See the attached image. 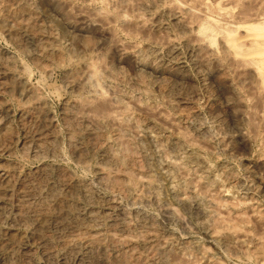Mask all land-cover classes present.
<instances>
[{
	"label": "rangeland",
	"instance_id": "rangeland-1",
	"mask_svg": "<svg viewBox=\"0 0 264 264\" xmlns=\"http://www.w3.org/2000/svg\"><path fill=\"white\" fill-rule=\"evenodd\" d=\"M25 1H27V2H25ZM66 1H67V7H69V9H66V10L67 11L69 10V13L66 11L67 14L65 12V13L61 14L62 17H60V15H57L56 12H54L52 10L50 11V9L43 7L42 4H40V2L38 0H0V19H1L0 20V244H1L0 245V264H3V263L4 264H27V263L28 264H103V257H102L103 254H101L102 252L100 250H98L97 248H94V246L91 247L90 245L86 244L83 240L78 241V243H75L72 246H67L64 243L65 239H66L65 236H67L69 234V229H67L66 227L58 228L61 225L59 223H57L56 219H54V216L56 213L54 210L48 209L47 211L46 210L44 212L42 211V212H40V213H42L40 215H38V213L35 212V210L37 208H39V207L41 208V207L45 206V203H46L45 200L46 201H49V200H66L68 203H71L70 207L72 208V211L75 212V214H73V215H75L74 219H76L77 221H79V219H80V222L82 220H87V218H89V215H91V213L94 216L99 214L98 217L96 216V219H97V222L99 223L98 227L101 230V232L103 233L106 231H110L109 228L111 227L112 228L111 232L114 231V233L117 237H121V238L129 241V244L125 245L124 246L125 248L123 247L124 252L129 253L131 247L135 248L137 255L142 260H144L147 264H161L162 261L164 263H168V264H183L184 261H187V262H185L186 264H204V263L205 264H226V263L227 264H259V263L264 264V254H263L264 253V222L262 223V221H264V217H263L264 216V189L262 188L261 183H260V181L264 182L263 181L264 180V171H258L256 169H254L250 164V161L254 160V158H257V154L259 155L260 158H264V144H263L264 127H262L264 124L261 125L262 123H264V93H261V92L255 93L253 87L246 84L245 82L244 83L242 82V79H241L242 75L239 72L240 71L239 68L237 66L235 67V66L231 65L230 63H228V65H227L228 60L226 59L227 60L226 61L222 55V52H220L221 47H220V42L218 39L215 40V43L212 46V49L214 52L211 51V49H210V51H206V48L204 46V40L202 39V36L197 35L194 30L187 31L184 29V31H183V28L180 27L181 26L180 22H185L188 26L191 24L190 26L193 27L196 24L202 22V20L198 17H197V19H195V18L191 19V16L188 12H187V14H186V12H181V11H179V13H177V14H173V13L169 12V10L171 9V6L170 7L168 6L169 5L168 0H164V1L163 0H156V1L155 0H146V1L145 0H134V1L130 0L128 2V9L131 8V5L134 6L135 4L137 5V4L144 3L147 5L146 9H142L138 6V8L140 10L137 8V10H134V12H133V11H130L131 9H129V10L127 9L128 13L126 12L129 15V17H131V15L133 13L134 14L140 13V15L147 14L146 16L141 17V20L144 21L143 24L146 27L145 31H144V32H146L145 34L143 31L140 33L131 32L130 28H128L127 26L125 28V26L122 25L126 29V30H124V28L121 25L120 26L117 25V24H121L119 19H117V18H119V15L117 14L119 11L116 9L119 6H116V5L113 6L111 0H108V2H106L107 0L106 1L102 0V2H100L101 0H94V1L93 0H91V1H88V0H85V1L84 0H82V1L81 0H65V2ZM98 1H99V3H98ZM224 1L229 2L231 0H224ZM38 2H39V4H38ZM105 2H106V4H104ZM148 2H150L151 4ZM153 2H155V3H153ZM242 2L239 3L240 5L239 4L237 5L239 7H237V6L234 7V12L237 13V15H239V13H240L241 16L245 17L244 13L247 15H248V13L250 15H253V14L255 15L257 13L256 15L260 16L259 13H261L264 17V14H263L264 2L262 4H258V1H256V0H242ZM92 3L94 4V6ZM160 3L162 4V7H161ZM166 3H168V4L166 5ZM241 3H242V5H241ZM28 4H30V5L28 6ZM228 5H229V3H228ZM243 5H244V7H246V9L248 8V6H249V8L247 10H245V9H243L244 8ZM83 6H85V9H83L84 8ZM229 6L233 7V4H231ZM87 7L92 8V9L93 8H99V10H100V8H102L100 10V16L99 17L97 16L98 18L96 17V19H100V18L101 19L102 18L108 19V17H110L109 22L111 20H113V22H114V23H112V21H111L109 23V25L112 26V28L110 27L112 30V34H116V35H113V38L115 40L119 38L118 39L120 41V42L118 41L119 43H121V42H122V44L125 43V44H123V46L124 45L127 46L125 48L126 49L128 48L127 50L129 52H132L133 54H135L137 57L142 59V61H147V62L150 61L152 63V65L155 63L153 66H155L159 70L162 68L161 70H168V72L172 71L171 72L172 76L168 77L170 79H166V77H165V79L167 81L165 79H163V81L165 83H167L164 85L163 88L166 90V88L169 87V89H167L166 91L164 90L163 93H159L160 95H158V93H156L155 88H154V90L152 89V86L151 87L146 86L147 88H143V87L141 88V86L139 87V85H141V84H139V82L141 81V77H140L141 75L135 76V74L131 70L128 63H122L124 66L121 65L123 68L121 66H119L121 69L115 65H111L109 67L110 64L108 65V63H107L109 61V55H108L109 50H108V48L101 50L102 52L101 51L90 52V54H88L87 57H84V56L82 57L83 54H81L78 50L76 52V55L77 56L80 55V56H78V57L75 56V58H72V60H69V61H67V60L66 61L65 60L59 61L58 60L60 63L57 62V59H55V58H59V56H58L59 52L63 56L67 57V55L71 51L70 49L73 47L72 36H71L70 32L66 29V27L63 23L65 20H63V19H66V21L70 20L73 16L74 12H77V11L81 12L83 14H86L85 13L86 11L84 12V10H87V12L89 10H91ZM110 7L113 9L112 11H111ZM164 7L166 9H164ZM167 7H169L170 9ZM157 8H158V10H157ZM70 9H71V11H70ZM106 9H110V11L107 10L108 11L107 12ZM118 9L120 10V8H118ZM153 9H155V10H153ZM250 9H252V10H250ZM72 10L74 12H72ZM75 10H77V11H75ZM79 10H81V11H79ZM103 10H105L106 12H104ZM152 10L157 11V13H161L160 19H158L157 22H154L153 20L148 18V14L152 13ZM238 10H239V12H238ZM259 10L262 12H260ZM250 11H251V13L252 12H255V13L251 14ZM116 14H117V16H116ZM164 14H165V16H164ZM262 15L260 17H262ZM162 16H164V17L162 18ZM176 18H178V20L180 18L181 21L179 20L180 21L179 23H175ZM3 20L5 21V23ZM15 20H16V22H15ZM28 20L30 23L28 22ZM184 20H186V21H184ZM220 21L223 22V20H220ZM32 22H34V23H32ZM116 22H118V23H116ZM148 22H149V25H148ZM195 22H196V24H195ZM28 23H29V25H28ZM5 24L8 25L10 28L12 27L11 33H9L7 31V29L4 27ZM47 24H48V27H47ZM146 24H147V26H146ZM177 24H179V25H177ZM193 24H195V25H193ZM14 25H15V27H14ZM177 27H178V29H177ZM35 28H36V30H35ZM121 28H122V30H121ZM176 30H177V32H176ZM147 31L149 33H152V34H149ZM163 32L166 35H164ZM179 32L181 34L182 33L183 34L181 35ZM131 33H132V35H131ZM133 33H134V35H133ZM156 34H157V36H156ZM151 35H152V37H154L153 38L154 40L150 37ZM155 36H156V38H155ZM158 37H160V40L158 39ZM163 38L166 41H164ZM193 39H195L197 42ZM92 41H94V40H92ZM152 41H154V42H152ZM44 42H46V43H44ZM173 42H175V43H173ZM189 42H191V43H189ZM194 45H195V47H194ZM53 46H54V52H53V48H52ZM133 46H134V48H132ZM198 46L200 47V50H199ZM203 46H204V48H203ZM218 46H219V48H217ZM143 47H146V48H143ZM136 48H138L139 50ZM155 48L157 50H155ZM49 49L52 51H50ZM149 49L150 50L152 49V50L150 51ZM194 49H195V52H194ZM197 49H198V51H197ZM137 50L139 53L136 52ZM148 50H149V52H148ZM43 51H44V53H42ZM134 51H135V53H134ZM141 51H144L146 53L141 52ZM175 51H176V53H175ZM203 51H205V52H203ZM56 52H58V53H56ZM96 52L99 54L97 55ZM147 52H148V54H147ZM172 52L174 55L176 54V56H173ZM200 52L202 54L203 53H205V54L202 55V54H200ZM143 53L146 54L147 56L143 55ZM193 53H195L196 56ZM209 53H211V54H209ZM55 54L57 55V57ZM94 54H95V56H94ZM139 54H140V56H139ZM209 55H211V56H209ZM92 56H93V59L95 58L98 61L92 60V58H91ZM99 56H102V57H99ZM203 56L205 58V62L201 63L199 59L202 58ZM156 57H157V59H156ZM196 57H197V60H195ZM216 57H217V59H216ZM143 58H144V60H143ZM193 58H194V60H193ZM221 58H223V61ZM160 59H161V61H160ZM214 59L218 60L221 63L215 62L216 60H214ZM157 60H159L160 62ZM212 61H214L215 63ZM99 62H101V63H99ZM157 62H158V64H157ZM198 62H200L203 65H201ZM38 63H40V64H38ZM89 63H91V64H95V63L97 64L98 63L97 65L99 67L100 66L101 67L102 66L107 67V69H108L107 73H109V74H111V76L112 75L113 76L111 77L108 74L110 77L107 76L106 80L103 79V83L105 84L106 82L108 83L110 81V84L112 87L114 86L113 84H115V86H118L117 88L119 89L120 92H118L117 88L115 89V87H113L107 93L110 94L111 92H113L111 90L114 89L116 92L114 91V93H111V94H115L117 96V93H118L119 96H117V97H119L120 101H122L120 103H122V104L127 103L128 105L133 104V103H137V104H139V106L140 105H142V106H145V105L151 106L152 105L151 110L155 109V110H153L154 112H158L161 110V113H163L162 115H164L163 116L164 118H166V119L168 118L167 120L175 122L176 126L178 123L177 128L180 130V132L184 133L183 130L186 128L185 134L188 135V137L190 138L191 141L190 142L189 141L188 142L183 141V147L187 146V147H190V148L192 147V148L196 149L197 151H199L200 154L202 153L201 155L209 163H211V165L215 164L214 165L215 175L217 174V175L221 176L218 183L217 182L213 183V182L208 181V179L202 178L204 174L202 173V171L198 170L197 165H195V163L188 164L190 167L187 166V168H190V169L188 170L186 168L185 172L173 170L174 172L172 171V172L167 173L165 171V169L161 168V164H160V162L162 161V158H163V156H162L163 154H161V152L163 153V150L159 149V148H155V146H153L145 138V136H143V133L141 131L139 132L137 129H133L134 131L131 130L133 132H131V131L126 132L124 137H123L125 140L124 142L126 143L125 144L126 146H129L132 143L131 141H133V143L131 144V147L129 146V148H131L132 152L134 150L132 155L134 156L135 161H133V163H131V165L129 166L130 171L129 170L128 171L132 172L133 174L135 173L134 175H136V173L138 175L139 174L138 172H140V171H141L140 173H142L144 175H150L151 174L150 176H152V174H154L152 177H154V179L156 178V180L158 181V184H159L158 192H159V196L161 197L160 202H158V203L154 202L155 204H153V201L148 199L149 197H146L148 195L147 193H144V195H142L143 197L141 199L140 198L139 199L134 198L133 195H131V194H125L122 192L120 193L117 190V187H116L117 184H115V182L110 181L107 178H104L103 181L100 180L98 177V173L95 170L98 165L99 166H101V165L105 166L104 164H107L108 166L107 167L105 166V168H108V167H110L109 169L115 168L114 171H116L118 169V168L116 169V167L114 165H112L110 162H108V160H106L107 151L109 149H114L116 147L115 145H113L111 143L112 136H110V135L113 134L111 132V130L113 129V127L111 125L112 123L109 121L107 122L106 119L103 120L102 117H99L97 115V113L95 112L96 108L94 109V111H92L94 105L95 106H101V104L103 105V103L101 102V98H99L100 97L99 94H95V93L91 94L90 93L91 96L89 97L90 94H87L84 92L83 94H85V95H83L82 91H80V92L78 91V93H76L77 90L72 88L73 87L72 85L78 79V78H76V76H78L77 74L81 71V68L84 67V64H89ZM103 63L105 64V66ZM213 63H214V65H213ZM44 64H45V66H44ZM169 64H171V65L169 66ZM205 64L207 66L210 65L209 68H207V66L204 67ZM217 65L220 68V72L222 73V71H223L222 74H224V75H222L221 73H219L220 75L216 74V76H213L215 78L214 79L211 75H209V73L212 71V69L214 70V68H212V67H215ZM201 66H203V67H201ZM115 67H118L119 69H117ZM167 67H169V68H167ZM231 67L233 69H231ZM198 68H200V69H198ZM221 68H223V69H221ZM122 69L124 71H122ZM117 70H119V71H117ZM68 71H69V73H68ZM116 72H117V76H116ZM234 72H236V73H234ZM237 72H239V74ZM120 74H121V80L119 78ZM13 75L16 77V79ZM127 75L130 77H127ZM178 76H180V77H178ZM17 78H21L22 81H24L25 87L22 90L23 92L19 90ZM71 78L72 79L74 78L76 80L74 81ZM109 78H111V79H109ZM117 78H119V79H117ZM132 78H134V79L132 80ZM174 78H177V79L174 80ZM155 79H156V77L152 78V80L155 81L154 84L156 85V83H157L156 86L158 87V83L160 82V79L157 78L156 79L157 81ZM71 81H73L74 83ZM121 81H122V83H121ZM163 81H162V83H164ZM68 82H69V84H68ZM135 82H136V84H135ZM141 83H142V81H141ZM237 83L238 84L240 83V84L238 85ZM116 84H118V85H116ZM218 85H220V86H218ZM119 87H122V88H119ZM16 88H18V89H16ZM149 88H151V89H149ZM217 88H219V89H217ZM247 88H250V89H247ZM143 90H145V91H143ZM247 90H249V91H247ZM140 91H143V92H140ZM147 91L149 94L150 93L153 94L152 98H150L148 96L149 94L147 93ZM220 91H222V92L220 93ZM33 92L35 94H32ZM127 92L130 95L127 94ZM171 92H172V94H170ZM237 92L239 94H237ZM248 92H250L252 94H250ZM19 93H20V95H19ZM79 94L81 96H78ZM219 94H221V95L223 94L222 96H225V95L226 96L222 97ZM92 95H94V96H92ZM242 95H244V96H242ZM255 95H257L256 98H255ZM25 96H26V98H25ZM155 96H156V99H155ZM220 96H221V98H220ZM37 97L40 100H38ZM85 97H86V99L87 98L91 99L92 103L94 105H92L90 101L87 103L85 101L86 100ZM241 97H242V99H241ZM29 98H30V100H29ZM31 98H33V99H31ZM78 98H80L81 101ZM133 98H134V100H133ZM136 98H138V99H136ZM170 98H172V100ZM95 99H96V101H98L99 103L101 102V103L99 104L98 102L95 101ZM127 99H129V100L131 99L132 103H130L131 101L128 102ZM182 99H184V100H182ZM233 99H235V101ZM254 99L256 101L258 100L260 102L259 103L255 102ZM23 100H25V101H23ZM28 100L30 102L33 100V103L32 102L28 103L29 102ZM34 100L36 101V103L34 102ZM144 100L146 102H144ZM240 100H241V102H240ZM39 101H41V103ZM124 101H127V102L124 103ZM219 101H221L220 104H219ZM229 101L232 104H230ZM94 102L98 103V104H95ZM174 102H176V103H174ZM235 102H237V103H235ZM253 102H255V103H253ZM75 103H77V105ZM169 103L170 104L172 103L173 105L172 104L170 105ZM222 103H225V104H222ZM30 104H32V105H30ZM78 104L80 106H78ZM89 104L93 107H91ZM155 104H157V105H155ZM239 104L240 105L242 104V105L240 106ZM87 105H88V107L89 106L91 107L90 108L91 110H89L88 112L86 111L87 108L85 109V107ZM153 105H154V107H153ZM183 105H185V106L183 107ZM191 105H193V107ZM83 106H84L85 110L83 109ZM249 106L251 109L250 114H252V115H250V116L248 115L249 117H247V115H244V114H246V113L249 114V112H248ZM77 107H79V108H77ZM81 107L83 110L81 109ZM185 107H187V108H185ZM247 107H248V109H247ZM183 108H184V110L182 111ZM72 109H75V111ZM78 109H80V110H78ZM167 109H168V111H167ZM186 110H187V112L193 111L196 114V116H191L192 118L189 117V115H186L187 114ZM221 110H223V111H221ZM226 110L229 112H226ZM76 111H77L78 115L75 113ZM83 111L86 112L87 114L84 113ZM215 111L217 113H215ZM220 111H221V113H220ZM88 113H90V114L88 115ZM94 113H96V114L94 115ZM213 113H215V114H213ZM69 114H71V115L69 116ZM79 115H80V117H79ZM184 115L186 116V118ZM224 115H225V118H224ZM85 116L87 118H85ZM94 116H96V117L92 118ZM135 116H137V119L139 120V122H143L144 119L146 118L145 114L142 112H139V111L135 112ZM169 116L172 118V120ZM172 116L174 117V120H173ZM176 116H177V118H176ZM178 117H181V118H178ZM244 117H246V118H244ZM63 118H64V121H63ZM89 118L95 119L97 124L99 123L102 126L100 125V128H98L99 124L97 125L92 119L90 120ZM193 118L195 120H199L200 122L195 121V120H191ZM220 119L221 120L223 119L222 123H221ZM234 119H236V120H234ZM85 121H86V123H85ZM218 121H219V123H218ZM79 122H81V124ZM87 122H89V124ZM68 123L71 124L70 125L71 127H69ZM196 123H199V124H196ZM219 125H220V127H217ZM95 126H97V130L95 129ZM233 126H238L241 130H245V131H242L243 133H245V139H246L245 144L244 143H237L236 141L230 140V138L232 137V134H235V132L232 130ZM249 126H251V129L254 128V130L253 129L251 130L250 128H248ZM72 127L74 128V130ZM108 127H109V129H108ZM181 127L184 129L181 130ZM82 128H84V129H82ZM262 128H263V130H262ZM68 129L71 131H69ZM85 129H86V131H85ZM160 129L157 130L158 136L160 138H163L164 136H172V134H174L173 133L174 130L169 128V127L166 128L165 130L161 129V131H160ZM217 129H218V131H217ZM75 130H76V132H74ZM91 130H92V133H91ZM93 131H95V133H93ZM227 131H229V132H227ZM251 131H253L255 133V135L253 134L254 136H251V134H252ZM89 132L93 136L89 135L90 134ZM105 132H107V135H105L106 134ZM218 132H219V134H218ZM45 133H46V135H45ZM86 133H87V135H86ZM133 133L135 135H133ZM198 133H199V135L197 137ZM225 133H228V134H225ZM193 134H195L196 137ZM70 135H72V136L70 137ZM88 135H89V137H88ZM137 135L140 137H138ZM192 135L195 138L192 137ZM248 135H249V137H248ZM75 136L77 137V139ZM94 136H96V137H94ZM222 136L223 137L226 136L225 137L226 139L223 138ZM91 137H93V138H91ZM203 137H204V140L202 142ZM220 137L227 140V141L222 142V139ZM47 138H49V139H47ZM86 138H89V139H86ZM191 138H193V139H191ZM198 139H200V140H198ZM44 140H46V142ZM49 140H50V143H49ZM53 140H54V142H53ZM96 140H98V141H96ZM192 140L194 142H192ZM195 140H196V142H195ZM205 141H207V142H205ZM40 142H41V144H40ZM97 142H98V144H97ZM127 142H128V144L129 143L130 144L128 145ZM199 142H202V143H199ZM247 142H248V144H247ZM71 143L75 144L76 146H74ZM77 143H78V145H77ZM92 143L94 145L91 146ZM106 143H107V145H106ZM134 143L137 146L136 145L134 146ZM197 143H199V144H197ZM204 143H205V145L203 146L202 144H204ZM206 143L208 145L207 147H206ZM222 144L224 147L222 146ZM37 145L39 147H37ZM209 145H211L210 147L212 149L208 148ZM49 146H50V148H49ZM59 146H61V147H59ZM73 146H74V148H73ZM123 146H124V144H123ZM201 146H203V147H201ZM81 147H84V148H82V150H81L80 149ZM90 147H92L93 150ZM134 147H136V148H134ZM179 147H178V145L167 147L165 149V151L169 154L180 153L181 150L179 149ZM243 147H245V148L243 149ZM261 147H263V148H261ZM76 148L78 150H76ZM181 148H182V145H181ZM252 148H253V150H252ZM22 149H23V151H22ZM40 149H42L43 152H39ZM49 149H51V150H49ZM52 149H53V152H52ZM79 149H80V151H79ZM209 150H211V152H209ZM257 150H259V151H257ZM175 151H177V152H175ZM214 151H215V154H214ZM50 152H52V153H50ZM76 152L79 154H76ZM81 152H82V154H81ZM83 152L86 154H84ZM41 153H42V155H41ZM216 153L219 156H216ZM234 153H235V155H234ZM203 154H205V155H203ZM243 154H245V155H243ZM66 156H67V158H66ZM85 156H86V159H85ZM208 158H211V159H208ZM242 158L245 162L242 160ZM80 159H82L84 161L88 160L86 162V164L84 165L85 167L83 166V164L80 163V161H81ZM241 160L244 162L243 164H242ZM77 162H79V163H77ZM141 163L143 166L141 165ZM138 164L140 165V167L138 166ZM221 164H222V166H221ZM245 164H248V166H246ZM41 165H42V167H41ZM55 165H57V166H55ZM217 165L219 167H217ZM223 166L224 167L226 166L227 168L226 167L223 168ZM51 168H52V170H51ZM216 168H217V170H216ZM228 169L230 170L229 172H228ZM231 169L233 170L234 174H233ZM71 170H72V172H71ZM119 170H120V172H121V170L123 171V169L121 167H119ZM59 171L65 177L62 176ZM145 171H146V173H145ZM197 171H198V173H196ZM218 171H220V172H218ZM222 171H223V173H222ZM181 172L185 173L183 175H186V177L182 176ZM45 173H47L46 176H45ZM195 173H196V175H195ZM175 174H177V175H175ZM231 174H233V175H231ZM71 176H73V177H71ZM74 178H76V179L81 178L80 180H82L86 185L89 184L88 186L92 187V189L94 191L95 190L97 191V192L95 191L96 194H91V196L88 197L89 199H87L86 196H84L80 193V191H77L74 188L72 189V187H70V181ZM180 178H185L186 182H185L184 186L182 184L178 183ZM171 179H172V181H171ZM189 180H192V181L189 182ZM193 180L196 182V184H195V182H193ZM204 180H205V182H204ZM206 180H207V182H206ZM250 180H251V182H250ZM238 181H241L242 183L238 182ZM88 182H92V184L88 183ZM95 182L96 183L98 182V183L96 184ZM257 182H259V183H257ZM33 183H36V186ZM107 183H109V184H107ZM161 183H162V185H160ZM171 183H173V185ZM193 183H194V185H197V186H194V188H193ZM254 183H255V185H254ZM61 184H62V187H61ZM210 185H212V186L210 187ZM216 185H218L219 187ZM56 186H60V187H56ZM105 186H106V189H105ZM214 186H215V189H214ZM227 186H228V188H227ZM93 187H95V188H93ZM97 187H98V189H97ZM189 187H191L195 190H198L199 197L193 198L191 200V202H189L188 205L184 206L178 202V199H177V192L178 191L176 192L175 188H177V189L180 188L179 190H181V191L183 190L186 192V191H188ZM48 188L50 189V191L48 190ZM54 188L55 189L57 188V189L55 190ZM111 190L113 192L116 191V192H114L115 194ZM73 191H74V193H73ZM209 191H211V192H209ZM53 192H54V194H52V196L53 195L54 196L52 197L51 195H49V193L51 194ZM232 192H234V193H232ZM67 193L69 196L67 195ZM222 193H224V194H222ZM43 194H44V196H43ZM215 194L216 195L218 194L220 196V198L218 195L216 196ZM19 195H20V197H19ZM75 197H77V198H75ZM123 197H125V198H123ZM213 197L218 198V199H216V202H217V200L220 199V201H218V203H220V204H218L219 206L211 200V198H213ZM126 198H128V199H126ZM221 199H222V201H221ZM27 200H29L30 203ZM142 200L146 201V202H144V204H143ZM228 200H232V201L229 203ZM96 201H97V203H96ZM211 201L215 204V205L213 204L214 207H213ZM18 202H20L21 204H19ZM99 202H101V203H99ZM131 203H132V205H131ZM207 203L209 205H206ZM223 203H225V204L223 205ZM202 204H203V206H202ZM167 205L175 207L177 209V212H178L180 217L183 215L181 217V222L175 221V220H174V222L172 220H167L166 217L164 215H162L161 212H162L163 208H161V207H164ZM222 205H223V207H222ZM76 206L79 208H77ZM110 206H112V207H110ZM186 207H187V209H185ZM217 208H219V209H217ZM91 209H92V211H91ZM194 209H195V211H194ZM225 209L227 210L226 213H225ZM229 209H230V211H229ZM234 211H235V213H234ZM17 212H18V214H17ZM20 212H21V214H19ZM101 212L103 213V215ZM228 212H229V214H227ZM259 212H260V214H259ZM239 213L244 214V215L241 216ZM104 214H106V215H104ZM119 214H123V216L119 215ZM235 214H237V215H235ZM35 215H37V216H35ZM42 215L43 216L45 215L44 217H46V220H48V221L45 220L46 222L45 221L40 222V217ZM134 215L137 217L134 218ZM211 215H212V218L210 217ZM213 215H214V217H213ZM230 215H231V217H230ZM245 215H247V216H245ZM251 215L254 218H251L250 217ZM120 216L122 218H120ZM235 216H236V219H235ZM19 217H20V219L22 218L21 219L22 221L19 219ZM25 217H26V219H25ZM77 217H78V219H77ZM104 217H105V219H104ZM218 217H219V219L221 218V220H219ZM127 218H128V220H127ZM129 218L131 220H129ZM139 218H141V219H139ZM206 218L208 220L210 219V222ZM214 218H215L214 222L216 224H213ZM51 219H53V220H51ZM142 219L144 221H142ZM99 220L102 223L99 222ZM116 220H118V221L116 222ZM153 220H154V222H153ZM231 220H233V221H231ZM256 220H258V221H256ZM52 221H54V222H52ZM114 221H115V223H113ZM162 222L164 224H162ZM227 222L229 223V225L227 224ZM199 223H200V225H199ZM230 223L233 225H231ZM234 223H235V225H234ZM43 224L44 225L47 224V225L44 226ZM120 224H122L124 226V230H126V233L124 232L125 234L121 233L117 230V226ZM136 224H138V225H136ZM140 224H141V226H140ZM212 224H213V226H211ZM114 225H116V226H114ZM214 225H216V226H214ZM260 225H262V226L260 227ZM38 226H39V228H38ZM206 226H207V228H205ZM234 226H235V228H234ZM42 227H44V228H42ZM113 227H115V228H113ZM230 227H232V228H230ZM138 228H140V229H138ZM211 228H213L214 230L213 229L211 230ZM217 228H219V229H217ZM148 229L151 231H149ZM46 232H48L49 234ZM132 232L134 234L136 233V235H134ZM238 232H239V234H238ZM240 232L242 233L243 236L241 235ZM256 232H257V234H256ZM148 233H149V235H148ZM35 234H36V236H35ZM172 234H174L176 236V238H172ZM120 235H123V236H120ZM129 235H131V236L129 237ZM150 235H152V236H150ZM210 235L215 237L216 240H214L213 237H211ZM221 236H226L227 238L229 237L230 240H233L232 241L233 243L229 242V243H227V245L222 244L221 241L218 240V238ZM10 237H11V239H10ZM163 237L165 239H167V238L171 239L172 238V242H171L172 244L166 246L167 252H166V255L164 254L166 257L164 256L165 259L163 258V260H162V258H161L163 256L162 254L161 255L157 254L155 256L152 255V253H153L152 248L155 245L157 246L162 240H165ZM57 238H59V239H57ZM239 238L244 239V243H243L242 248H236V244H235L236 241L235 240H237V239L239 240ZM36 239H37V241H36ZM259 239H261V240H259ZM185 240L187 243H185ZM247 240H249V241H247ZM12 242H14V244H12ZM217 242H219V243H217ZM257 242H258V244H257ZM155 243H157V244H155ZM203 245H204V247H203ZM222 245L225 248L222 247ZM215 246H217V247H215ZM232 246H234L235 248ZM60 247L62 249L59 250ZM231 247H232V249L230 250ZM149 248H150V250H149ZM18 249H20L21 251ZM44 249H46V250H44ZM73 249H74V251H73ZM77 249H79V250H77ZM139 249H141V250H139ZM200 249L202 252L200 251ZM233 249H234V251H233ZM90 250H91V252H90ZM241 250H243L244 252ZM171 251H173V252H171ZM248 251H250L249 255H247V253H246ZM256 251H257V253H256ZM20 252H23V253L21 254ZM45 252L48 253V254H46L47 257L45 255ZM97 252H98V254H97ZM232 252H234V253H232ZM253 252H255V253H253ZM71 253H73V254H71ZM106 253H107V255H106ZM106 253H105V255L108 256L109 263H105V264H110V263L116 264V262H119L120 257H118L117 259H114V253L113 252H111L109 250V251H106ZM120 253H122V251L117 252L116 255H119ZM169 253L170 254L172 253L171 254V258L173 257L172 259L170 258ZM67 254H70V255L67 256ZM143 254H145V255H143ZM180 254H181V256H183V258L180 256ZM8 255H10V257ZM49 255H52V256H49ZM100 255H102V256H100ZM111 255H113V256H111ZM4 256H7V257L5 258ZM252 256H255V257H252ZM51 258L54 260H52ZM72 258H73V260H72ZM180 258H182V261L180 260ZM100 259H101V261H100ZM7 261L10 263H8ZM120 261H122V260H120ZM14 262H17V263H14ZM99 262H101V263H99Z\"/></svg>",
	"mask_w": 264,
	"mask_h": 264
},
{
	"label": "bare ground",
	"instance_id": "bare-ground-1",
	"mask_svg": "<svg viewBox=\"0 0 264 264\" xmlns=\"http://www.w3.org/2000/svg\"><path fill=\"white\" fill-rule=\"evenodd\" d=\"M39 2H40V4H42V6L43 7H46V8H48V9H50V11L52 10V11H54V12H56L57 13V15H60V17H62L61 16V14H63V13H65L67 10L66 9H69V7H67V1L65 2V0H38ZM82 1V0H81ZM80 1V2H81ZM85 1V0H84ZM88 1H91V0H88ZM94 1V0H93ZM106 1V0H105ZM112 1V4H113V6L114 5H116V6H119V7H117V9L116 10H118L119 12L117 13L118 15H119V18H117V19H119V21H120V23L121 24H117V25H124L125 26V28H126V26L128 27V28H130V31L131 32H135V33H140V32H144L145 31V25L143 24L144 23V21H142L141 20V17L143 16H146L147 14H144V15H140V13H137V14H132L131 15V17H129V15L127 14L128 12H127V9H128V2L130 1V0H111ZM134 1V0H133ZM146 1V0H145ZM156 1V0H155ZM164 1V0H163ZM256 1H258V4H262L263 2H264V0H256ZM7 2V1H6ZM25 2H27V1H25ZM39 2H38V4H39ZM70 2V1H69ZM78 2V1H77ZM100 2H102V0L100 1ZM106 2H108V0L106 1ZM106 2L104 3V4H106ZM161 2V1H160ZM240 2H242V0H231V1H229V2H226V1H224V0H168V3H169V7L171 6V9L169 8V7H167V8H169L170 10H169V12H171V13H173V14H177V13H179V11H181V12H186V14H187V12L190 14V16H191V19H197V17L198 18H200L201 20H202V22H200V23H198V24H196V22H195V24H193V25H195V26H188L185 22H180L181 20H180V18H179V20H178V18H176L175 20H176V22L175 23H179L180 22V27L181 28H183V31H184V29L185 30H187V31H192V30H194L195 32H196V34L197 35H200V36H202V39L204 40V46H205V48H206V51H210V49H211V51H213V49H212V46H213V44L215 43V40L216 39H218L219 40V42H220V47H221V50H220V52H222V55H223V57L225 58V60L227 59L228 60V62H227V65H228V63H230L231 65H233V66H237L238 68H239V72H240V74L242 75V77H241V79H242V82L244 83H246V84H248V85H250L251 87H253L254 88V91H255V93H264V17H263V15L261 14V13H259L260 14V16L262 15V17H260V16H258V15H250L249 13H248V15L247 14H245L244 13V15H245V17H243V16H241L240 15V13H239V15H237V13H235L234 12V7L235 6H237ZM98 3H99V1H98ZM148 3H150V2H148ZM153 3H155V2H153ZM168 3H166V5L168 4ZM228 3H229V5H231V4H233V7H231V6H229L228 5ZM231 3V4H230ZM243 3V2H242ZM242 3H241V5H242ZM70 4V3H69ZM68 4V5H69ZM93 4V3H92ZM151 4V3H150ZM161 4V3H160ZM159 4V5H160ZM247 4V3H246ZM14 5V4H13ZM30 4H28V6H29ZM71 5V4H70ZM74 5V4H73ZM100 5V4H99ZM136 5V4H135ZM133 6V5H131V8H129V9H131L130 11H133L134 12V10H137V8H138V6L140 7V8H142V9H146L147 8V5L146 4H144V3H141V4H137L136 6ZM158 5V6H159ZM240 5V4H239ZM27 6V7H28ZM34 6V5H33ZM78 6V5H77ZM86 6V5H85ZM85 6H83L84 8L83 9H85ZM93 6H94V4H93ZM97 6V5H96ZM102 6V5H101ZM104 6V5H103ZM256 6V5H255ZM263 6V5H262ZM72 7V6H71ZM81 7V6H80ZM98 7V6H97ZM100 7V6H99ZM105 7V6H104ZM109 7V6H108ZM161 7H162V4H161ZM237 7H239V6H237ZM243 7H244V5H243ZM252 7V6H251ZM17 8V7H16ZM87 8H89V7H87ZM111 8V7H110ZM118 8H120V10L118 9ZM248 8H249V6H248ZM247 8V9H248ZM253 8V7H252ZM73 9V8H72ZM76 9V8H75ZM79 9V8H78ZM81 9V8H80ZM89 9H91V10H89L88 12H87V10H84V12L86 13V14H83V13H81V12H78L77 10H75V11H77V12H74L73 10H72V12H74V14H73V16H72V18L70 19V20H67L66 21V19H63V20H65L63 23H64V25H65V27H66V29L70 32V34H71V36H72V45H73V47L70 49L71 51H70V53L67 55V57H65V56H63L62 54H60V52L58 53V52H56V53H58V56H59V58H55V59H57V62H59V61H69V60H72V58H75V56H77L76 55V52L79 50V52L81 53V54H83L82 55V57L84 56V57H87V55L88 54H90V52H93V51H101V50H104V49H107L108 48V50H109V61L107 62L108 63V65H109V67L111 66V65H115V66H121V65H123L122 63H128L129 64V66H130V68H131V70L133 71V73L135 74V76H140L141 77V81H142V83H141V81L139 82V84H141V85H139V87L141 86V88L143 87V88H147L146 86H148V87H151L152 86V89L154 90V88H155V90H156V93H158V95H160L159 93H163L164 92V85L165 84H167V83H165L164 81H163V79H165V77H166V79H170V78H168L169 76L171 77L172 76V71L171 72H168V70H159V69H157L155 66H153L152 65V63L149 61V62H147V61H142V59H140L139 57H137L135 54H133L132 52H129L125 47H127V46H123V44H125V43H123L122 44V42L121 43H119L120 41L118 40V39H114L113 38V35H116V34H112V30H111V28H112V26H110L109 25V23L112 21V23H114L113 22V20H111L110 22H109V18L110 17H108V19H96V17L98 16H100V10L102 9V8H100V10H99V8H89ZM128 9V10H129ZM139 9V8H138ZM141 9V10H142ZM164 9H166L165 7H164ZM239 9V8H238ZM241 9V8H240ZM243 9H245V10H247L246 9V7H244ZM263 9V8H262ZM107 10H109L110 11V9H106V11ZM113 9L111 8V11H112ZM115 10V11H116ZM140 10V9H139ZM153 10H155V9H153ZM152 10V13H149L148 14V18H150L151 20H153L154 22H157V20L158 19H160V14L161 13H157V11H153ZM157 10H158V8H157ZM250 10H252V9H250ZM8 11V10H7ZM11 11V10H10ZM28 11V10H27ZM70 11H71V9H70ZM79 11H81V10H79ZM104 12H106L105 10H103ZM149 11V10H148ZM243 11V10H242ZM256 11V10H255ZM260 11V10H259ZM264 11V10H263ZM6 12V11H5ZM68 13H69V10L67 11ZM67 12H66V14H67ZM103 12V13H104ZM108 12V11H107ZM127 12V13H126ZM143 12V11H142ZM180 12V13H181ZM238 12H239V10H238ZM241 12V11H240ZM249 12V11H248ZM260 12H262V11H260ZM10 13V12H9ZM114 13V12H113ZM250 13H251V11H250ZM252 13H255V12H252ZM251 13V14H252ZM29 14V13H28ZM31 14V13H30ZM36 14V13H35ZM72 14V13H71ZM112 14V13H111ZM117 14H116V16H117ZM130 14V13H129ZM242 14V13H241ZM263 14H264V12H263ZM11 15V14H10ZM17 15V14H16ZM114 15V14H113ZM25 16V15H24ZM110 16V15H109ZM112 16V15H111ZM164 16H165V14H164ZM164 16H162V18L164 17ZM179 16V15H178ZM186 16V15H185ZM247 16V17H246ZM27 17V16H26ZM69 17V16H68ZM97 17V18H98ZM115 17V16H114ZM168 17V16H167ZM14 18V17H13ZM182 18V17H181ZM185 18V17H184ZM189 18V17H188ZM23 19V18H22ZM149 19V20H150ZM187 19V18H186ZM1 20V19H0ZM14 20V19H13ZM62 20V21H63ZM174 20V19H173ZM172 20V21H173ZM220 20H223V22H221ZM4 21V20H3ZM22 21V20H21ZM115 21V20H114ZM118 21V22H119ZM184 21H186V20H184ZM188 21V20H187ZM195 21V20H194ZM15 22H16V20H15ZM28 22H29V20H28ZM42 22V21H41ZM118 22H116V23H118ZM165 22V21H164ZM3 23V22H2ZM4 23H5V21H4ZM3 23V24H4ZM30 23V22H29ZM29 23H28V25H29ZM32 23H34V22H32ZM47 23V22H46ZM173 23V22H172ZM189 23V22H188ZM192 23V22H191ZM159 24V23H158ZM11 25V24H10ZM31 25V24H30ZM114 25V24H113ZM148 25H149V22H148ZM169 25V24H168ZM177 25H179V24H177ZM118 26V27H119ZM146 26H147V24H146ZM6 29H7V31L9 32V33H11V31H12V27L10 28L8 25H6L5 24V26H4ZM14 27H15V25H14ZM31 27V26H30ZM36 27V26H35ZM46 27V26H45ZM47 27H48V24H47ZM111 27V28H110ZM123 27V26H122ZM150 27V26H149ZM124 28V27H123ZM124 28V30H126ZM155 28V27H154ZM153 28V29H154ZM174 28V27H173ZM33 29V28H32ZM149 29V28H148ZM156 29V28H155ZM169 29V28H168ZM177 29H178V27H177ZM35 30H36V28H35ZM121 30H122V28H121ZM129 30V29H128ZM180 30V29H179ZM178 30V31H179ZM48 31V30H47ZM54 31V30H53ZM157 31V30H156ZM182 31V32H183ZM23 32V31H22ZM126 32V31H125ZM148 32V31H147ZM152 32V31H151ZM176 32H177V30H176ZM186 32V31H185ZM35 33V32H34ZM124 33V32H123ZM146 32H144V34H145ZM149 33V32H148ZM158 33V32H157ZM180 33V32H179ZM121 34V33H120ZM149 34H152V33H149ZM163 34L164 35H166L164 32H163ZM173 34V33H172ZM178 34V33H177ZM181 34V33H180ZM183 34V33H182ZM181 34V35H182ZM18 35V34H17ZM29 35V34H28ZM131 35H132V33H131ZM133 35H134V33H133ZM141 35V34H140ZM159 35V34H158ZM179 35V34H178ZM62 36V35H61ZM137 36V35H136ZM142 36V35H141ZM156 36H157V34H156ZM156 36H155V38H156ZM160 36V35H159ZM189 36V35H188ZM192 36V35H191ZM20 37V36H19ZM24 37V36H23ZM58 37V36H57ZM143 37V36H142ZM145 37V36H144ZM152 39L154 38V37H152V35L150 36ZM179 37V36H178ZM181 37V36H180ZM195 37V36H194ZM38 38V37H37ZM191 38V37H190ZM19 39V38H18ZM71 39V38H70ZM158 39L160 40V37H158ZM164 39V38H163ZM188 39V38H187ZM199 39V38H198ZM92 40H94V41H92ZM124 40V39H123ZM145 40V39H144ZM154 40V39H153ZM158 40V41H159ZM175 40V39H174ZM193 40H195V39H193ZM40 41V40H39ZM51 41V40H50ZM60 41V40H59ZM119 41V42H118ZM164 41H166L165 39H164ZM163 41V42H164ZM188 41V40H187ZM196 41V40H195ZM201 41V40H200ZM19 42V41H18ZM22 42V41H21ZM53 42V41H52ZM55 42V41H54ZM133 42V41H132ZM139 42V41H138ZM152 42H154V41H152ZM197 42V41H196ZM29 43V42H28ZM44 43H46V42H44ZM135 43V42H134ZM165 43V42H164ZM173 43H175V42H173ZM189 43H191V42H189ZM43 44V43H42ZM68 44V43H67ZM122 44V45H121ZM168 44V43H167ZM199 44V43H198ZM202 44V43H201ZM127 45V44H126ZM170 45V44H169ZM186 45V44H185ZM18 46V45H17ZM29 46V45H28ZM57 46V45H56ZM131 46V45H130ZM174 46V45H173ZM204 46H203V48H204ZM19 47V46H18ZM23 47V46H22ZM38 47V46H37ZM40 47V46H39ZM149 47V46H148ZM171 47V46H170ZM192 47V46H191ZM194 47H195V45H194ZM197 47V46H196ZM29 48V47H28ZM51 48V47H50ZM53 48V52H54V46L52 47ZM57 48V47H56ZM68 48V47H67ZM132 48H134V46L132 47ZM143 48H146V47H143ZM174 48V47H173ZM198 48H199V50H200V47L198 46ZM217 48H219V46L217 47ZM131 49V48H130ZM136 49H138V48H136ZM50 50V49H49ZM60 50V49H59ZM139 50V49H138ZM138 50L136 51V52H138ZM150 50V49H149ZM149 50H148V52H149ZM152 50V49H151ZM150 50V51H151ZM155 50H157L156 48H155ZM172 50V49H171ZM46 51V50H45ZM48 51V50H47ZM50 51H52V50H50ZM58 51V50H57ZM107 51V50H106ZM147 51V50H146ZM190 51V50H189ZM197 51H198V49H197ZM196 51V52H197ZM219 51V50H218ZM49 52V51H48ZM78 52V53H79ZM96 52V53H97ZM102 52V51H101ZM100 52V53H101ZM141 52H144V51H141ZM148 52H147V54H148ZM166 52V51H165ZM174 52V51H173ZM173 52H172V54H173ZM194 52H195V49H194ZM203 52H205V51H203ZM214 52V51H213ZM42 53H44V51L42 52ZM47 53V52H46ZM77 53V54H78ZM104 53V52H103ZM134 53H135V51H134ZM139 53V52H138ZM144 53H146V52H144ZM143 53V55H145V56H147L146 54H144ZM175 53H176V51H175ZM3 54V53H2ZM17 54V53H16ZM30 54V53H29ZM60 54V55H59ZM99 53H97V55H98ZM107 54V53H106ZM169 54V53H168ZM193 54H195V53H193ZM200 54H202L201 52H200ZM205 53H203L202 55H204ZM209 54H211V53H209ZM46 55V54H45ZM56 55V54H55ZM152 55V54H151ZM215 55V54H214ZM78 56H80V55H78ZM77 56V57H78ZM94 56H95V54H94ZM139 56H140V54H139ZM161 56V55H160ZM170 56V55H169ZM173 56H176V54L174 55L173 54ZM178 56V55H177ZM195 56H196V54H195ZM198 56V55H197ZM209 56H211V55H209ZM49 57V56H48ZM56 57H57V55H56ZM98 57V56H97ZM99 57H102V56H99ZM142 57V56H141ZM154 57V56H153ZM206 57V56H205ZM213 57V56H212ZM211 57V58H212ZM81 58V57H80ZM92 58V60H95V61H98V60H96L95 58L93 59V56L91 57ZM104 58V57H103ZM102 58V59H103ZM145 58V57H144ZM144 58H143V60H144ZM151 58V57H150ZM160 58V57H159ZM176 58V57H175ZM199 58V57H198ZM214 58V57H213ZM219 58V57H218ZM12 59V58H11ZM98 59V58H97ZM100 59V58H99ZM156 59H157V57H156ZM155 59V60H156ZM173 59V58H172ZM180 59V58H179ZM216 59H217V57H216ZM216 59H214V60H216ZM222 59V61H223V58H221ZM10 60V59H9ZM32 60V59H31ZM59 60V61H58ZM154 60V61H155ZM193 60H194V58H193ZM195 60H197V57H196V59ZM200 60V62L201 63H204L205 62V58H204V56L202 57V58H200L199 59ZM198 60V61H199ZM212 60V59H211ZM220 60V59H219ZM226 60V61H227ZM103 61V60H102ZM152 61V60H151ZM153 61V62H154ZM157 61H159V60H157ZM160 61H161V59H160ZM159 61V62H160ZM5 62V61H4ZM15 62V61H14ZM40 62V61H39ZM43 62V61H42ZM41 62V63H42ZM169 62V61H168ZM200 62H198V63H200ZM207 62V61H206ZM210 62V61H209ZM208 62V63H209ZM212 62H214V61H212ZM215 62H217V63H221V62H219L218 60H216ZM214 62V63H215ZM45 63V62H44ZM51 63V62H50ZM60 63V62H59ZM64 63V62H63ZM92 63V62H91ZM91 63H89V64H84V67H82L81 68V71L77 74L78 76H76V78H78L77 80L76 79H72V80H76L75 81V83L73 82V81H71V82H73L74 84L71 86L72 88H74V89H76L77 91H76V93H78V91L80 92V91H82V94L85 92V93H87V94H99L100 95V97L99 98H101V102L103 103V105L101 104V106H95L93 103H92V100L91 99H89V98H87L86 99V97H85V101L88 103L89 101L91 102V104L92 105H94V107L93 106H91L90 104V106L91 107H93V109H92V111H94V109H95V112L97 113V115L99 116V117H102V119L104 120V119H106L107 120V122L109 121V122H111L112 124V127H113V129L111 130V132L113 133L112 135H110V136H112V139H111V143L113 144V145H115L116 147L114 148V149H109L108 151H107V154H106V160H108V162H110L112 165H114L115 167H116V171H114V169H109L110 167H108V168H105V166L107 167L108 165L107 164H104L105 166H102L101 164V166H97V168L95 169L96 171H97V173H98V177H99V179L100 180H102L103 181V179L104 178H107L108 180H110V181H113V182H115V184H117V190H118V192H122V193H125V194H131V195H133V197L134 198H142L143 196L142 195H144V193H147L148 195L146 196V197H149L148 199H150L151 201H153V204H155L154 202H156V203H158V202H160V196H159V192H158V187H159V184H158V181L156 180V178L154 179V177H152L154 174H152V176H150V175H144V174H142V173H140V172H138L139 174L137 175V173H136V175H134L132 172H129L130 170H129V166L131 165V163H133V161H135V159H134V156L132 155V153L134 152V150H133V152H132V150H131V148H129V146L131 147V144L133 143V141H131L132 143L129 145L128 144V142H127V144L129 145V146H126L125 144V140H124V135H125V133L126 132H128V131H131V130H133V129H137L139 132L141 131L142 133H143V136H145V138L153 145V146H155V148H159V149H162L163 150V153L161 152V154H163L162 156H163V158H162V161L160 162V164H161V168H163V169H165V171L167 172V173H169V172H172L173 170H175V171H182V172H185L186 171V168H187V166H189L188 164H191V163H195V165H197V168H198V170L199 171H202V173L204 174L203 175V177L202 178H205V179H208V181H210V182H213V183H215V182H217L218 183V181H219V179L221 178V176L220 175H215V172H214V165H211V163H209L200 153H199V151H197L196 149H194V148H190V147H187V146H184L183 147V141H191L190 140V138L188 137V135H186L185 134V131H186V128L184 129V128H182L181 127V130L182 129H184L183 131H184V133H182V132H180V130L177 128V126H178V123H177V126H176V124H175V122H173V121H169V120H167L166 118H164L163 116L164 115H162L163 113H161V110L160 111H158V112H154L153 110H155V109H153V110H151V106H149V105H145V106H142V105H140L139 106V104H137V103H133V104H130V105H128L127 103L126 104H122V103H120V102H122V101H120V98L119 97H117V96H119L118 95V93H117V96L115 95V94H111V93H114V89L113 90H111V91H113V92H109L110 94H108L107 92L111 89V88H113V87H115V89L118 87V86H115V84H113L114 86L112 87L111 86V84H110V81L107 83L106 81V83L104 84L103 83V79H107V76L108 77H110L111 76V74H109V73H107V67H99L96 63L95 64H91ZM99 63H101V62H99ZM195 63V62H194ZM200 63V64H201ZM207 63V64H208ZM214 63H213V65H214ZM8 64V63H7ZM38 64H40V63H38ZM104 64V63H103ZM157 64H158V62H157ZM182 64V63H181ZM210 64V63H209ZM48 65V64H47ZM171 64H169V66H170ZM201 65H203V64H201ZM211 65V64H210ZM209 65V66H210ZM226 65V64H225ZM37 66V65H36ZM44 66H45V64H44ZM78 66V65H77ZM104 66H105V64H104ZM124 66V65H123ZM163 66V65H162ZM205 66H207L206 64L204 65V67ZM209 66H207V68H209ZM212 66V65H211ZM230 66V65H229ZM11 67V66H10ZM108 67V68H109ZM118 67H115V68H117V69H119ZM122 67V66H121ZM199 67V66H198ZM201 67H203V66H201ZM200 67V68H201ZM49 68V67H48ZM123 68V67H122ZM167 68H169V67H167ZM175 68V67H174ZM200 68H198V69H200ZM212 68H214V70L212 69V71L209 73V75H211L212 77L213 76H216V74H219V73H221L220 72V68H219V66L217 65V66H215V67H212ZM18 69V68H17ZM22 69V68H21ZM73 69V68H72ZM121 69V68H120ZM177 69V68H176ZM188 69V68H187ZM196 69V68H195ZM221 69H223V68H221ZM230 69V68H229ZM231 69H233L232 67H231ZM237 69V68H236ZM80 70V69H79ZM175 70V69H174ZM113 71V70H112ZM117 71H119V70H117ZM122 71H124L123 69H122ZM177 71V70H176ZM187 71V70H186ZM202 71V70H201ZM204 71V70H203ZM48 72V71H47ZM78 72V71H77ZM225 72V71H224ZM239 72H237L238 74H239ZM11 73V72H10ZM21 73V72H20ZM67 73V72H66ZM68 73H69V71H68ZM76 73V72H75ZM122 73V72H121ZM180 73V72H179ZM222 73H223V71H222ZM221 73V74H222ZM227 73V72H226ZM231 73V72H230ZM234 73H236V72H234ZM12 74V73H11ZM110 76H109V75ZM232 74V73H231ZM230 74V75H231ZM181 75V74H180ZM186 75V74H185ZM220 75V74H219ZM222 75H224V74H222ZM14 76V75H13ZM12 76V77H13ZM74 76V75H73ZM113 76V75H112ZM111 76V77H112ZM116 76H117V72H116ZM226 76V75H225ZM235 76V75H234ZM11 77V78H12ZM15 77V76H14ZM64 77V76H63ZM72 77V76H71ZM75 77V76H74ZM125 77V76H124ZM127 77H130V76H128L127 75ZM153 77H156V79L158 78V79H160V82L158 83V87L156 86L157 85V83H156V85L154 84V82L155 81H153L152 80V78ZM174 77V76H173ZM178 77H180V76H178ZM204 77V76H203ZM211 77V78H212ZM236 77V76H235ZM238 77V76H237ZM9 78V77H8ZM120 80H121V74H120ZM119 78H117V79H119ZM210 78V77H209ZM214 78V77H213ZM231 78V77H230ZM234 78V77H233ZM240 78V77H239ZM15 79H16V77H15ZM109 79H111V78H109ZM126 79V78H125ZM134 78H132V80H133ZM139 79V78H138ZM155 79V80H156ZM165 79V80H166ZM175 79H177V78H174V80ZM205 79V78H204ZM215 79V78H214ZM222 79V78H221ZM225 79V78H224ZM124 80V79H123ZM128 80V79H127ZM185 80V79H184ZM223 80V79H222ZM237 80V79H236ZM239 80V79H238ZM16 81V80H15ZM108 81V80H107ZM117 81V80H116ZM119 81V80H118ZM136 81V80H135ZM157 81V80H156ZM162 81L164 82V83H162ZM167 81V80H166ZM179 81V80H178ZM226 81V80H225ZM17 82H18V87H19V90L20 91H22L23 89H24V87H25V85H24V81H22V79L21 78H17ZM138 82V81H137ZM170 82V81H169ZM177 82V81H176ZM187 82V81H186ZM205 82V81H204ZM222 82V81H221ZM229 82V81H228ZM41 83V82H40ZM113 83V82H112ZM121 83H122V81H121ZM133 83V82H132ZM161 83V84H160ZM192 83V82H191ZM241 83V82H240ZM239 83V84H240ZM68 84H69V82H68ZM104 84V85H103ZM126 84V83H125ZM135 84H136V82H135ZM134 84V85H135ZM138 84V83H137ZM238 84V83H237ZM238 84V85H239ZM116 85H118V84H116ZM171 85V84H170ZM221 85V84H220ZM220 85H218V86H220ZM62 86V85H61ZM133 86V85H132ZM169 86V85H168ZM232 86V85H231ZM249 86V87H250ZM171 87V86H170ZM222 87V86H221ZM37 88V87H36ZM71 88V89H72ZM119 88H122V87H119ZM226 88V87H225ZM252 88V89H253ZM4 89V88H3ZM13 89V88H12ZM16 89H18V88H16ZM118 89V88H117ZM124 89V88H123ZM149 89H151V88H149ZM167 89H169V87L168 88H166V90ZM173 89V88H172ZM217 89H219V88H217ZM221 89V88H220ZM224 89V88H223ZM232 89V88H231ZM230 89V90H231ZM247 89H250V88H247ZM251 89V90H252ZM121 90V89H120ZM165 90V91H166ZM177 90V89H176ZM222 90V89H221ZM228 90V89H227ZM240 90V89H239ZM29 91V90H28ZM31 91V90H30ZM124 91V90H123ZM143 91H145V90H143ZM143 91H140V92H143ZM161 91V92H160ZM184 91V90H183ZM193 91V90H192ZM226 91V90H225ZM244 91V90H243ZM247 91H249V90H247ZM253 91V92H254ZM23 92V91H22ZM74 92V91H73ZM116 92V91H115ZM118 92H120L119 91V89H118ZM125 92V91H124ZM153 92V91H152ZM218 92V91H217ZM222 91H220V93H221ZM224 92V91H223ZM234 92V91H233ZM28 93V92H27ZM147 93H148V91H147ZM154 93V92H153ZM169 93V92H168ZM188 93V92H187ZM219 93V92H218ZM226 93V92H225ZM232 93V92H231ZM235 93V92H234ZM233 93V94H234ZM248 93H250V92H248ZM32 94H35L34 92L32 93ZM81 94V93H80ZM78 95V96H81V95ZM91 94L89 95V97L91 96ZM127 94H129L128 92H127ZM149 94V93H148ZM167 94V93H166ZM170 94H172V92L170 93ZM206 94V93H205ZM227 94V93H226ZM232 94V95H233ZM237 94H239L238 92H237ZM243 94V93H242ZM250 94H252V93H250ZM254 94V93H253ZM19 95H20V93H19ZM23 95V94H22ZM83 95H85V94H83ZM130 95V94H129ZM156 95V94H155ZM185 95V94H184ZM219 95H221V94H219ZM223 95V94H222ZM221 95V96H222ZM230 95V94H229ZM231 95V96H232ZM249 95V94H248ZM33 96V95H32ZM36 96V95H35ZM34 96V97H35ZM38 96V95H37ZM92 96H94V95H92ZM122 96V95H121ZM150 98H152L153 97V94L152 93H150L149 95H148ZM187 96V95H186ZM196 96V95H195ZM208 96V95H207ZM206 96V97H207ZM221 96H220V98H221ZM226 96V95H225ZM225 96H222V97H225ZM242 96H244V95H242ZM251 96V95H250ZM249 96V97H250ZM256 96L257 95H255V98H256ZM43 97V96H42ZM126 97V96H125ZM130 97V96H129ZM133 97V96H132ZM131 97V98H132ZM139 97V96H138ZM198 97V96H197ZM237 97V96H236ZM248 97V96H247ZM262 97V96H261ZM25 98H26V96H25ZM159 98V97H158ZM169 98V97H168ZM231 98V97H230ZM31 99H33V98H31ZM37 99H38V97H37ZM43 99V98H42ZM79 100H80V98H78ZM136 99H138V98H136ZM155 99H156V96H155ZM171 100H172V98H170ZM169 99V100H170ZM228 99V98H227ZM241 99H242V97H241ZM29 100H30V98H29ZM28 100V101H29ZM36 100V99H35ZM34 100V102L36 103V101ZM38 100H40V99H38ZM74 100V99H73ZM78 100V101H79ZM125 100V99H124ZM133 100H134V98H133ZM167 100V99H166ZM182 100H184V99H182ZM186 100V99H185ZM202 100V99H201ZM234 101H235V99H233ZM238 100V99H237ZM236 100V101H237ZM255 100V99H254ZM260 100V99H259ZM23 101H25V100H23ZM65 101V100H64ZM81 101V100H80ZM84 101V100H83ZM84 101V102H85ZM95 101H96V99H95ZM127 101L128 102H130L131 101V99L129 100V99H127ZM127 101H124V103L125 102H127ZM178 101V100H177ZM199 101V100H198ZM218 101V100H217ZM223 101V100H222ZM233 101V102H234ZM32 103H33V100L31 101ZM30 101L28 102V103H31ZM38 102V101H37ZM40 103H41V101H39ZM96 102H98V101H96ZM100 102V103H101ZM144 102H146L145 100H144ZM171 102V101H170ZM173 102V101H172ZM185 102V101H184ZM212 102V101H211ZM220 102L221 101H219V104H220ZM227 102V101H226ZM230 102V101H229ZM240 102H241V100H240ZM246 102V101H245ZM255 102H260V101H256L255 100ZM255 102H253V103H255ZM19 103V102H18ZM25 103V102H24ZM66 103V102H65ZM80 103V102H79ZM95 103V102H94ZM99 103V102H98ZM98 103H95V104H98ZM99 103V104H100ZM130 103H132V101L130 102ZM174 103H176V102H174ZM218 103V102H217ZM235 103H237V102H235ZM243 103V102H242ZM73 104V103H72ZM76 105H77V103H75ZM82 104V103H81ZM86 104V103H85ZM149 104V103H148ZM152 104V103H151ZM154 104V103H153ZM170 104V103H169ZM172 104V103H171ZM170 104V105H171ZM180 104V103H179ZM185 104V103H184ZM201 104V103H200ZM218 104V105H219ZM222 104H225V103H222ZM221 104V105H222ZM230 104H232L231 102H230ZM257 104V103H256ZM30 105H32V104H30ZM35 105V104H34ZM155 105H157V104H155ZM173 105V104H172ZM175 105V104H174ZM203 105V104H202ZM240 105V104H239ZM242 105V104H241ZM240 105V106H241ZM249 105V104H248ZM252 105V104H251ZM28 106V105H27ZM63 106V105H62ZM70 106V105H69ZM73 106V105H72ZM78 106H80L79 104H78ZM82 106V105H81ZM88 107V105L85 107V109H86V111L88 112L89 110H91L90 108L91 107ZM142 106V107H141ZM179 106V105H178ZM185 105H183V107H184ZM187 106V105H186ZM192 107H193V105H191ZM231 106V105H230ZM229 106V107H230ZM33 107V106H32ZM153 107H154V105H153ZM156 107V106H155ZM163 107V106H162ZM175 107V106H174ZM182 107V106H181ZM188 107V106H187ZM187 107H185V108H187ZM197 107V106H196ZM7 108V107H6ZM34 108V107H33ZM77 108H79V107H77ZM180 108V107H179ZM233 108V107H232ZM252 108V107H251ZM81 109H82V107H81ZM83 109H84V106H83ZM82 109V110H83ZM84 109V110H85ZM163 109V108H162ZM173 109V108H172ZM175 109V108H174ZM189 109V108H188ZM234 109V108H233ZM247 109H248V107H247ZM28 110V109H27ZM30 110V109H29ZM72 110H74L75 111V109H72ZM78 110H80V109H78ZM166 110V109H165ZM184 110V108L182 109V111ZM228 110V109H227ZM226 110V112H229V111H227ZM232 110V109H231ZM36 111V110H35ZM73 111V112H74ZM136 111H139V112H142V113H144L145 114V116H146V118L144 119V121L143 122H139V120L137 119V116H135V112ZM157 111V110H156ZM163 111V110H162ZM167 111H168V109H167ZM177 111V110H176ZM175 111V112H176ZM195 111V110H194ZM211 111V110H210ZM221 111H223V110H221ZM221 111H220V113H221ZM235 111V110H234ZM233 111V112H234ZM256 111V110H255ZM38 112V111H37ZM71 112V111H70ZM84 112V111H83ZM91 112V111H90ZM181 112V111H180ZM186 112H187V110H186ZM237 112V111H236ZM241 112V111H240ZM249 114H244V115H247V117H249L250 115H252V114H250L251 113V109H250V106H249ZM77 115H78V113H77V111L75 112ZM81 113V112H80ZM84 113H86V112H84ZM96 113H94V115L96 114ZM166 113V112H165ZM173 113V112H172ZM207 113V112H206ZM210 113V112H209ZM215 113H217L216 111H215ZM215 113H213V114H215ZM257 113V112H256ZM87 114V113H86ZM85 114V115H86ZM90 113H88V115H89ZM167 114V113H166ZM175 114V113H174ZM200 114V113H199ZM198 114V115H199ZM208 114V113H207ZM212 114V113H211ZM224 114V113H223ZM231 114V113H230ZM236 114V113H235ZM254 114V113H253ZM62 115V114H61ZM71 114H69V116H70ZM74 115V114H73ZM72 115V116H73ZM76 115V116H77ZM84 115V114H83ZM140 115V114H139ZM170 115V114H169ZM173 115V114H172ZM186 115H189V117H191V116H196V114L193 112V111H188L187 112V114ZM220 115V114H219ZM218 115V116H219ZM222 115V114H221ZM232 115V114H231ZM234 115V114H233ZM249 115V116H248ZM135 116V117H134ZM185 116V115H184ZM183 116V117H184ZM203 116V115H202ZM229 116V115H228ZM75 117V116H74ZM73 117V118H74ZM79 117H80V115H79ZM84 117V116H83ZM96 116H94V117H92V118H95ZM140 117V116H139ZM170 117V116H169ZM173 117V116H172ZM213 117V116H212ZM252 117V116H251ZM52 118V117H51ZM85 118H87L86 116H85ZM84 118V119H85ZM91 118V119H92ZM141 118V117H140ZM171 118V117H170ZM176 118H177V116H176ZM178 118H181V117H178ZM185 118H186V116H185ZM192 118V117H191ZM202 118V117H201ZM224 118H225V115H224ZM244 118H246V117H244ZM256 118V117H255ZM69 119V118H68ZM79 119V118H78ZM77 119V120H78ZM90 119V118H89ZM90 119V120H91ZM189 119V118H188ZM200 119V118H199ZM22 120V119H21ZM34 120V119H33ZM73 120V119H72ZM96 124H97V122H96V120L95 119H92ZM143 120V119H142ZM141 120V121H142ZM171 120H172V118H171ZM173 120H174V117H173ZM179 120V119H178ZM190 120V119H189ZM191 120H195L194 118L193 119H191ZM221 120V119H220ZM223 120V119H222ZM222 120H221V123H222ZM234 120H236V119H234ZM62 121V120H61ZM63 121H64V118H63ZM67 121V120H66ZM81 121V120H80ZM195 121H199V120H195ZM226 121V120H225ZM251 121V120H250ZM257 121V120H256ZM99 122V121H98ZM102 122V121H101ZM191 122V121H190ZM200 122V121H199ZM224 122V121H223ZM255 122V121H254ZM258 122V121H257ZM23 123V122H22ZM80 124H81V122H79ZM85 123H86V121H85ZM88 124H89V122H87ZM93 123V122H92ZM94 123V124H95ZM218 123H219V121H218ZM251 123V122H250ZM21 124V123H20ZM69 124V123H68ZM99 124V123H98ZM97 124V125H98ZM105 124V123H104ZM185 124V123H184ZM196 124H199V123H196ZM230 124V123H229ZM264 123H262L261 125H263ZM30 125V124H29ZM64 125V124H63ZM71 124H69V127H71L70 126ZM84 125V124H83ZM92 125V124H91ZM100 125L101 124H99V127L98 128H100ZM109 125V124H108ZM183 125V124H182ZM218 125V124H217ZM221 125V124H220ZM220 125L219 126H217V127H220ZM252 125V124H251ZM260 125V126H261ZM85 126V125H84ZM94 126V125H93ZM102 126V125H101ZM180 126V125H179ZM227 126V125H226ZM253 126V125H252ZM7 127V126H6ZM110 127V126H109ZM109 127H108V129H109ZM171 128V129H173L174 130V134H172V136H164L163 138H160L159 136H158V129H163V130H165L166 128ZM210 127V126H209ZM212 127V126H211ZM247 127V126H246ZM262 127H264V125L262 126ZM42 128V127H41ZM68 128V127H67ZM73 128V127H72ZM79 128V127H78ZM208 128V127H207ZM248 128H250L251 129V126H249ZM247 128V129H248ZM82 129H84V128H82ZM90 129V128H89ZM95 129L97 130V126H95ZM94 129V130H95ZM161 129H160V131H161ZM209 129V128H208ZM253 130H254V128H252ZM251 129V130H252ZM33 130V129H32ZM69 130V129H68ZM73 130H74V128H73ZM101 130V129H100ZM106 130V129H105ZM136 130V131H137ZM232 130L235 132V134H232V137L230 138V140L232 141H236L237 143H244L245 144V141H246V139H245V133H243L242 131H245V130H241L238 126H233L232 127ZM262 130H263V128H262ZM10 131V130H9ZM47 131V130H46ZM69 131H71V130H69ZM85 131H86V129H85ZM103 131V130H102ZM107 131V130H106ZM134 131V130H133ZM133 131H131V132H133ZM217 131H218V129H217ZM221 131V130H220ZM40 132V131H39ZM74 132H76V130L74 131ZM100 132V131H99ZM169 132V131H168ZM192 132V131H191ZM202 132V131H201ZM208 132V131H207ZM227 132H229V131H227ZM250 132V131H249ZM252 132V134H251V136H254L255 135V133L253 132V131H251ZM58 133V132H57ZM69 133V132H68ZM90 133V132H89ZM91 133H92V130H91ZM89 134V135H92V134ZM93 133H95V131H93ZM106 134L105 135H107V132H105ZM135 133V132H134ZM133 133V135H135ZM171 133V132H170ZM204 133V132H203ZM222 133V132H221ZM220 133V134H221ZM231 133V132H230ZM233 133V132H232ZM16 134V133H15ZM40 134V133H39ZM44 134V133H43ZM42 134V135H43ZM56 134V133H55ZM78 134V133H77ZM137 134V133H136ZM160 134V133H159ZM218 134H219V132H218ZM225 134H228V133H225ZM254 134V135H253ZM7 135V134H6ZM37 135V134H36ZM45 135H46V133H45ZM69 135V134H68ZM86 135H87V133H86ZM89 135H88V137H89ZM99 135V134H98ZM102 135V134H101ZM128 135V134H127ZM195 137H196V135L195 134H193ZM192 135V137H194ZM198 135H199V133L197 134V137H198ZM203 135V134H202ZM201 135V136H202ZM208 135V134H207ZM211 135V134H210ZM25 136V135H24ZM39 136V135H38ZM37 136V137H38ZM72 135H70V137H71ZM93 136V135H92ZM97 136V135H96ZM96 136H94V137H96ZM138 136V135H137ZM229 136V135H228ZM76 137V136H75ZM98 137V136H97ZM103 137V136H102ZM138 137H140V136H138ZM191 137V136H190ZM194 137V138H195ZM206 137V136H205ZM223 137V136H222ZM226 136H224L223 138H225ZM248 137H249V135H248ZM264 137V136H263ZM91 138H93V137H91ZM108 138V137H107ZM106 138V139H107ZM128 138V137H127ZM131 138V137H130ZM221 138V137H220ZM223 138H221L222 139V142L223 141H227V140H225V139H223ZM251 138V137H250ZM254 138V137H253ZM47 139H49V138H47ZM51 139V138H50ZM54 139V138H53ZM60 139V138H59ZM76 139H77V137H76ZM81 139V138H80ZM86 139H89V138H86ZM98 139V138H97ZM110 139V138H109ZM191 139H193V138H191ZM6 140V139H5ZM37 140V139H36ZM52 140V139H51ZM55 140V139H54ZM54 140H53V142H54ZM95 140V139H94ZM139 140V139H138ZM198 140H200V139H198ZM203 140H204V137H203V139H202V142H203ZM253 140V139H252ZM45 142H46V140H44ZM69 141V140H68ZM96 141H98V140H96ZM95 141V142H96ZM129 141V140H128ZM2 142V141H1ZM56 142V141H55ZM73 142V141H72ZM87 142V141H86ZM92 142V141H91ZM192 142H194L193 140H192ZM191 142V143H192ZM195 142H196V140H195ZM198 142V141H197ZM202 142H199V143H202ZM205 142H207V141H205ZM49 143H50V140H49ZM79 143V142H78ZM78 143H77V145H78ZM110 143V144H111ZM199 143H197V144H199ZM232 143V142H231ZM250 143V142H249ZM261 143V142H260ZM37 144V143H36ZM40 144H41V142H40ZM52 144V143H51ZM71 144H73V143H71ZM83 144V143H82ZM88 144V143H87ZM97 144H98V142H97ZM103 144V143H102ZM123 144H124V146H123ZM194 144V143H193ZM192 144V145H193ZM212 144V143H211ZM230 144V143H229ZM243 144V145H244ZM247 144H248V142H247ZM246 144V145H247ZM263 144H264V141H263ZM67 145V144H66ZM74 146H76L75 144H73ZM92 145H94L93 143L91 144V146ZM106 145H107V143H106ZM136 144L134 143V146H135ZM151 145V146H152ZM178 145V147H179V149L181 150V152L180 153H176V154H169V153H167L166 151H165V149L167 148V147H171V146H177ZM181 145H182V148H181ZM203 146L205 145V143L204 144H202ZM227 145V144H226ZM231 145V144H230ZM239 145V144H238ZM242 145V146H243ZM74 146H73V148H74ZM111 146V145H110ZM137 146V145H136ZM198 146V145H197ZM203 146H201V147H203ZM208 145H207V143H206V147H207ZM211 145H209V147L208 148H211L210 147ZM222 146H223V144H222ZM229 146V145H228ZM36 147V146H35ZM37 147H39L38 145H37ZM59 147H61V146H59ZM79 147V146H78ZM219 147V146H218ZM224 147V146H223ZM238 147V146H237ZM246 147V146H245ZM245 147H243V149L245 148ZM248 147V146H247ZM260 147V146H259ZM41 148V147H40ZM49 148H50V146H49ZM58 148V147H57ZM70 148V147H69ZM72 148V149H73ZM82 148H84V147H81L80 149L82 150ZM91 149H92V147H90ZM134 148H136V147H134ZM222 148V147H221ZM220 148V149H221ZM261 148H263V147H261ZM25 149V148H24ZM44 149V148H43ZM80 149H79V151H80ZM96 149V148H95ZM133 149V148H132ZM199 149V148H198ZM212 149V148H211ZM228 149V148H227ZM237 149V148H236ZM42 149H40L39 150V152H43V150L41 151ZM49 150H51V149H49ZM55 150V149H54ZM59 150V149H58ZM74 150V149H73ZM72 150V151H73ZM76 150H78L77 148H76ZM93 150V149H92ZM155 150V149H154ZM172 150V149H171ZM170 150V151H171ZM250 150V149H249ZM252 150H253V148H252ZM2 151V150H1ZM22 151H23V149H22ZM85 151V150H84ZM206 151V150H205ZM204 151V152H205ZM232 151V150H231ZM236 151V150H235ZM242 151V150H241ZM240 151V152H241ZM257 151H259V150H257ZM27 152V151H26ZM46 152V151H45ZM52 152H53V149H52ZM52 152H50V153H52ZM103 152V151H102ZM157 152V151H156ZM160 152V151H159ZM175 152H177V151H175ZM207 152V151H206ZM209 152H211V150H209ZM208 152V153H209ZM230 152V151H229ZM249 152V151H248ZM253 152V151H252ZM25 153V152H24ZM84 153V152H83ZM105 153V152H104ZM213 153V152H212ZM233 153V152H232ZM237 153V152H236ZM44 154V153H43ZM54 154V153H53ZM76 154H79V153H77L76 152ZM81 154H82V152H81ZM80 154V155H81ZM84 154H86V153H84ZM214 154H215V151H214ZM240 154V153H239ZM263 154V153H262ZM41 155H42V153H41ZM52 155V154H51ZM57 155V154H56ZM75 155V154H74ZM138 155V154H137ZM203 155H205V154H203ZM234 155H235V153H234ZM233 155V156H234ZM243 155H245V154H243ZM58 156V155H57ZM61 156V155H60ZM78 156V155H77ZM84 156V155H83ZM212 156V155H211ZM216 156H219V155H217V153H216ZM231 156V155H230ZM237 156V155H236ZM239 156V155H238ZM248 156V155H247ZM53 157V156H52ZM80 157V156H79ZM100 157V156H99ZM105 157V156H104ZM210 157V156H209ZM66 158H67V156H66ZM82 158V157H81ZM89 158V157H88ZM216 158V157H215ZM78 159V158H77ZM83 159V158H82ZM82 159H80L81 161H80V163L81 164H83V166L86 164V162L88 161H84V160H82ZM85 159H86V156H85ZM95 159V158H94ZM100 159V158H99ZM104 159V158H103ZM102 159V160H103ZM208 159H211V158H208ZM57 160V159H56ZM55 160V161H56ZM101 160V159H100ZM240 160V159H239ZM242 160H243V158H242ZM241 160V161H242ZM79 161V160H78ZM104 161V160H103ZM146 161V160H145ZM244 161V160H243ZM242 161V164L245 162H243ZM59 162V161H58ZM102 162V161H101ZM100 162V163H101ZM211 162V161H210ZM77 163H79V162H77ZM247 163V162H246ZM110 164V165H111ZM228 164V163H227ZM250 164H251V166L254 168V169H256V170H258V171H264V158H260L259 157V155L257 154V158H254V160H252V161H250ZM2 165V164H1ZM134 165V164H133ZM141 165H142V163H141ZM146 165V164H145ZM157 165V164H156ZM246 166H248V164H245ZM3 166V165H2ZM19 166V165H18ZM55 166H57V165H55ZM61 166V165H60ZM138 166L140 167V165L138 164ZM143 166V165H142ZM221 166H222V164H221ZM244 166V165H243ZM41 167H42V165H41ZM53 167V166H52ZM85 167V166H84ZM119 167H121L122 169H123V171L121 170V172H120V170H119ZM190 167V166H189ZM194 167V166H193ZM217 167H219L218 165H217ZM226 167V166H225ZM224 166H223V168H225ZM60 168V167H59ZM221 168V167H220ZM227 168V167H226ZM230 168V167H229ZM21 169V168H20ZM34 169V168H33ZM43 169V168H42ZM188 170L190 169V168H187ZM237 169V168H236ZM37 170V169H36ZM51 170H52V168H51ZM129 170V171H128ZM139 170V169H138ZM143 170V169H142ZM187 170V171H188ZM197 170V169H196ZM216 170H217V168H216ZM225 170V169H224ZM232 170V169H231ZM255 170V171H256ZM46 171V170H45ZM135 171V170H134ZM133 171V172H134ZM221 171V170H220ZM220 171H218V172H220ZM230 170L228 169V172H229ZM251 171V170H250ZM36 172V171H35ZM44 172V171H43ZM48 172V171H47ZM60 172V171H59ZM58 172V173H59ZM71 172H72V170H71ZM74 172V171H73ZM84 172V171H83ZM137 172V171H136ZM150 172V171H149ZM174 172V171H173ZM181 172V174H182V176H185L186 177V175H183V174H185V173H182ZM232 172H233V170H232ZM64 173V172H63ZM145 173H146V171H145ZM176 173V172H175ZM180 173V172H179ZM178 173V174H179ZM187 173V172H186ZM193 173V172H192ZM196 173H198V171L196 172ZM196 173H195V175H196ZM222 173H223V171H222ZM254 173V172H253ZM27 174V173H26ZM43 174V173H42ZM46 174L47 173H45V176H46ZM60 174H61V172H60ZM59 174V175H60ZM65 174V173H64ZM69 174V173H68ZM73 174V173H72ZM84 174V173H83ZM148 174V173H147ZM228 174V173H227ZM233 174H234V172H233ZM233 174H231V175H233ZM62 176H64L63 174H61ZM70 175V174H69ZM172 175V174H171ZM175 175H177V174H175ZM48 176V175H47ZM79 176V175H78ZM180 176V175H179ZM194 176V175H193ZM200 176V175H199ZM39 177V176H38ZM43 177V176H42ZM61 177V176H60ZM65 177V176H64ZM71 177H73V176H71ZM177 177V176H176ZM230 177V176H229ZM79 178V177H78ZM199 178V177H198ZM240 178V177H239ZM256 178V177H255ZM15 179V178H14ZM71 179V178H70ZM81 179V178H80ZM80 179H76V178H74V179H72L71 181H70V187H72V189L74 188V189H76L77 191H80V193L82 194V195H84V196H86V198L87 199H89L88 197L89 196H91V194H96V192L92 189V187H90V186H88V185H86L82 180H80ZM161 179V178H160ZM173 179V178H172ZM172 179H171V181H172ZM188 179V178H187ZM190 179V178H189ZM194 179V178H193ZM196 179V178H195ZM200 179V178H199ZM198 179V180H199ZM238 179V178H237ZM252 179V178H251ZM40 180V179H39ZM57 180V179H56ZM91 180V179H90ZM89 180V181H90ZM98 180V179H97ZM96 180V181H97ZM99 180V181H100ZM197 180V179H196ZM227 180V179H226ZM239 180V179H238ZM242 180V179H241ZM5 181V180H4ZM65 181V180H64ZM63 181V182H64ZM106 181V180H105ZM190 181H192V180H189V182ZM202 181V180H201ZM222 181V180H221ZM231 181V180H230ZM244 181V180H243ZM264 181V180H263ZM37 182V181H36ZM68 182V181H67ZM163 182V181H162ZM174 182V181H173ZM185 182H186V180H185V178H180V180H179V184H182L183 186H184V184H185ZM193 182H195L194 180H193ZM204 182H205V180H204ZM206 182H207V180H206ZM224 182V181H223ZM238 182H241V181H238ZM250 182H251V180H250ZM28 183V182H27ZM43 183V182H42ZM88 183H91L92 184V182H88ZM96 183V182H95ZM98 183V182H97ZM96 183V184H97ZM230 183V182H229ZM228 183V184H229ZM236 183V182H235ZM242 183V182H241ZM257 183H259V182H257ZM260 183H261V186H262V188L264 189V182H261L260 181ZM33 184H35V186H36V183H33ZM106 184V183H105ZM107 184H109V183H107ZM111 184V183H110ZM172 185H173V183H171ZM191 184V183H190ZM195 184H196V182H195ZM199 184V183H198ZM209 184V183H208ZM211 184V183H210ZM248 184V183H247ZM64 185V184H63ZM101 185V184H100ZM99 185V186H100ZM160 185H162V183L160 184ZM181 185V186H182ZM227 185V184H226ZM254 185H255V183H254ZM12 186V185H11ZM102 186V185H101ZM100 186V187H101ZM109 186V185H108ZM180 186V185H179ZM178 186V187H179ZM194 186H197V185H194V183H193V188H194ZM200 186V185H199ZM204 186V185H203ZM207 186V185H206ZM212 185H210V187H211ZM216 186H218V185H216ZM258 186V185H257ZM40 187V186H39ZM56 187H60V186H56ZM61 187H62V184H61ZM173 187V186H172ZM192 187V186H191ZM191 187H189V189H188V191H181V190H179V189H177V188H175L176 189V192H177V199H178V202L180 203V204H182V205H188L189 204V202H191V200L193 199V198H197V197H199V192H198V190H195V189H193V188H191ZM205 187V186H204ZM209 187V186H208ZM219 187V186H218ZM226 187V186H225ZM224 187V188H225ZM233 187V186H232ZM235 187V186H234ZM256 187V186H255ZM259 187V186H258ZM33 188V187H32ZM52 188V187H51ZM93 188H95V187H93ZM102 188V187H101ZM104 188V187H103ZM207 188V187H206ZM205 188V189H206ZM222 188V187H221ZM227 188H228V186H227ZM237 188V187H236ZM260 188V187H259ZM55 189V188H54ZM57 189V188H56ZM55 189V190H56ZM66 189V188H65ZM97 189H98V187H97ZM105 189H106V186H105ZM174 189V188H173ZM198 189V188H197ZM201 189V188H200ZM199 189V190H200ZM214 189H215V186H214ZM218 189V188H217ZM239 189V188H238ZM38 190V189H37ZM47 190V189H46ZM48 190L50 191V189L48 188ZM100 190V189H99ZM98 190V191H99ZM255 190V189H254ZM33 191V190H32ZM72 191V190H71ZM112 191V190H111ZM201 191V190H200ZM214 191V190H213ZM212 191V192H213ZM27 192V191H26ZM30 192V191H29ZM45 192V191H44ZM60 192V191H59ZM70 192V191H69ZM113 192V191H112ZM114 192H116V191H114ZM113 192V193H114ZM209 192H211V191H209ZM216 192V191H215ZM25 193V192H24ZM57 193V192H56ZM55 193V194H56ZM66 193V192H65ZM72 193V192H71ZM73 193H74V191H73ZM232 193H234V192H232ZM30 194V193H29ZM52 194H54V192L53 193H49V195H51L52 196ZM59 194V193H58ZM115 194V193H114ZM212 194V193H211ZM220 194V193H219ZM222 194H224V193H222ZM8 195V194H7ZM33 195V194H32ZM37 195V194H36ZM67 195H68V193H67ZM167 195V194H166ZM201 195V194H200ZM208 195V194H207ZM216 195V194H215ZM218 195V194H217ZM216 195V196H217ZM9 196V195H8ZM11 196V195H10ZM22 196V195H21ZM30 196V195H29ZM39 196V195H38ZM43 196H44V194H43ZM47 196V195H46ZM54 196V195H53ZM52 196V197H53ZM69 196V195H68ZM71 196V195H70ZM73 196V195H72ZM75 196V195H74ZM124 196V195H123ZM212 196V195H211ZM219 196V195H218ZM19 197H20V195H19ZM95 197V196H94ZM117 197V196H116ZM225 197V196H224ZM234 197V196H233ZM32 198V197H31ZM43 198V197H42ZM45 198V197H44ZM58 198V197H57ZM75 198H77V197H75ZM96 198V197H95ZM94 198V199H95ZM113 198V197H112ZM123 198H125V197H123ZM204 198V197H203ZM219 198H220V196H219ZM236 198V197H235ZM245 198V197H244ZM21 199V198H20ZM23 199V198H22ZM26 199V198H25ZM60 199V198H59ZM80 199V198H79ZM103 199V198H102ZM110 199V198H109ZM108 199V200H109ZM116 199V198H115ZM126 199H128V198H126ZM147 199V200H148ZM176 199V200H177ZM199 199V198H198ZM216 199H218V198H211V200L213 201V202H215L217 205L218 204H220V203H218V201H220V199L219 200H217V202H216ZM36 200V199H35ZM34 200V201H35ZM112 200V199H111ZM130 200V199H129ZM200 200V199H199ZM203 200V199H202ZM227 200V199H226ZM252 200V199H251ZM21 201V200H20ZM26 201V200H25ZM28 202H29V200H27ZM33 201V202H34ZM89 201V200H88ZM92 201V200H91ZM95 201V200H94ZM143 201V200H142ZM198 201V200H197ZM208 201V200H207ZM211 201V202H212ZM221 201H222V199H221ZM229 201V203L232 201V200H228ZM227 201V202H228ZM246 201V200H245ZM40 202V201H39ZM38 202V203H39ZM46 202V203H45ZM45 206L44 207H39V208H37L36 210H35V212L36 213H38V215H40V214H42V213H40V212H44L45 210L47 211L48 209H52V210H54L56 213H55V216H54V219H56V221H57V223H59L61 226H59L58 228H61V227H66L67 229H69V234L67 235V236H65V244L67 245V246H72V245H74L75 243H78V241H81V240H83L86 244H88V245H90L91 247L92 246H94V248H97L98 250H100L102 253L101 254H103V256L102 255H100V256H102L103 257V264H105V263H109V260H108V256H106L107 255V253H106V251H111V252H113L114 253V259H117L118 257H120V259H119V262H116V264H147L144 260H142L138 255H137V252L135 251V248H133V247H131V249H130V251H129V253L128 252H124V249H123V247L125 246V245H128L129 244V241H127V240H125V239H123V238H121V237H117L116 235H115V233H114V231L113 232H111L112 230V228L110 227H108L109 229H110V231H106V232H101V230L99 229V223L97 222V219H96V216L98 217V215H96V216H94L92 213H91V215H89V218H87V220H82L81 222H80V219H79V221H77L76 219H74V216L75 215H73V214H75V212H73L72 211V208L70 207L71 205V203H68L66 200H49V201H46L45 200ZM72 202V201H71ZM85 202V201H84ZM106 202V201H105ZM117 202V201H116ZM135 202V201H134ZM138 202V201H137ZM144 202H146V201H143V204H144ZM150 202V201H149ZM163 202V201H162ZM165 202V201H164ZM210 202V203H211ZM212 202V205L214 204ZM236 202V201H235ZM14 203V202H13ZM19 204H21L20 202H18ZM30 203V202H29ZM90 203V202H89ZM96 203H97V201H96ZM99 203H101V202H99ZM109 203V202H108ZM107 203V204H108ZM120 203V202H119ZM125 203V202H124ZM141 203V202H140ZM78 204V203H77ZM134 204V203H133ZM225 203H223V205H224ZM234 204V203H233ZM237 204V203H236ZM38 205V204H37ZM81 205V204H80ZM100 205V204H99ZM106 205V204H105ZM113 205V204H112ZM129 205V204H128ZM131 205H132V203H131ZM146 205V204H145ZM162 205V204H161ZM169 205V204H168ZM164 206V207H161V208H163L162 209V215H164L165 217H166V219L167 220H172L173 222H174V220L175 221H180L181 222V217L183 216H179V214H178V212H177V209L175 208V207H173V206ZM206 205H209L208 203L206 204ZM215 205V204H214ZM214 205H213V207H214ZM216 205V206H217ZM223 205H222V207H223ZM230 205V204H229ZM36 206V205H35ZM74 206V205H73ZM119 206V205H118ZM150 206V205H149ZM202 206H203V204H202ZM219 206V205H218ZM237 206V205H236ZM33 207V206H32ZM77 207V206H76ZM85 207V206H84ZM110 207H112V206H110ZM177 207V206H176ZM199 207V206H198ZM206 207V206H205ZM77 208H79V207H77ZM117 208V207H116ZM139 208V207H138ZM178 208V207H177ZM184 208V207H183ZM182 208V209H183ZM74 209V208H73ZM82 209V208H81ZM134 209V208H133ZM185 209H187V207L185 208ZM217 209H219V208H217ZM222 209V208H221ZM227 209V208H226ZM225 209V213H226V211L228 210H226ZM33 210V209H32ZM80 210V209H79ZM87 210V209H86ZM94 210V209H93ZM97 210V209H96ZM95 210V211H96ZM109 210V209H108ZM136 210V209H135ZM143 210V209H142ZM152 210V209H151ZM215 210V209H214ZM223 210V209H222ZM13 211V210H12ZM16 211V210H15ZM20 211V210H19ZM91 211H92V209H91ZM105 211V210H104ZM103 211V212H104ZM111 211V210H110ZM153 211V210H152ZM194 211H195V209H194ZM224 211V210H223ZM229 211H230V209H229ZM249 211V210H248ZM253 211V210H252ZM8 212V211H7ZM29 212V211H28ZM32 212V211H31ZM52 212V211H51ZM90 212V211H89ZM88 212V213H89ZM94 212V211H93ZM97 212V211H96ZM193 212V211H192ZM206 212V211H205ZM212 212V211H211ZM210 212V213H211ZM215 212V211H214ZM244 212V211H243ZM242 212V213H243ZM102 213V212H101ZM100 213V214H101ZM119 213V212H118ZM126 213V212H125ZM180 213V212H179ZM209 213V212H208ZM218 213V212H217ZM216 213V214H217ZM223 213V212H222ZM234 213H235V211H234ZM237 213V212H236ZM17 214H18V212H17ZM19 214H21V212L19 213ZM160 214V213H159ZM201 214V213H200ZM214 214V213H213ZM227 214H229V212L227 213ZM240 214V213H239ZM238 214V215H239ZM250 214V213H249ZM259 214H260V212H259ZM84 215V214H83ZM102 215H103V213H102ZM104 215H106V214H104ZM119 215H122L123 216V214H119ZM142 215V214H141ZM144 215V214H143ZM151 215V214H150ZM158 215V214H157ZM202 215V214H201ZM208 215V214H207ZM234 215V214H233ZM235 215H237V214H235ZM241 216L242 215H244V214H240ZM253 215V214H252ZM252 215L250 216L251 218H254V217H252ZM256 215V214H255ZM263 215V214H262ZM35 216H37V215H35ZM45 216V215H44ZM43 215L40 217V222H44L45 220H46V217H44ZM82 216V215H81ZM109 216V215H108ZM140 216V215H139ZM223 216V215H222ZM245 216H247V215H245ZM23 217V216H22ZM32 217V216H31ZM79 217V216H78ZM78 217H77V219H78ZM83 217V216H82ZM125 217V216H124ZM133 217V216H132ZM137 216H135L134 215V218H136ZM144 217V216H143ZM202 217V216H201ZM206 217V216H205ZM211 218H212V215L210 216ZM213 217H214V215H213ZM227 217V216H226ZM225 217V218H226ZM230 217H231V215H230ZM264 217V216H263ZM120 218H122L121 216H120ZM119 218V219H120ZM142 218V217H141ZM141 218H139V219H141ZM150 218V217H149ZM160 218V217H159ZM184 218V217H183ZM203 218V217H202ZM257 218V217H256ZM19 219H20V217H19ZM22 219V218H21ZM20 219V220H21ZM25 219H26V217H25ZM35 219V218H34ZM100 219V218H99ZM104 219H105V217H104ZM107 219V218H106ZM138 219V218H137ZM151 219V218H150ZM153 219V218H152ZM162 219V218H161ZM207 219V218H206ZM218 219H219V217H218ZM229 219V218H228ZM235 219H236V216H235ZM240 219V218H239ZM247 219V218H246ZM262 219V218H261ZM17 220V219H16ZM33 220V219H32ZM51 220H53V219H51ZM112 220V219H111ZM114 220V219H113ZM121 220V219H120ZM123 220V219H122ZM127 220H128V218H127ZM129 220H131L130 218H129ZM135 220V219H134ZM184 220V219H183ZM186 220V219H185ZM194 220V219H193ZM204 220V219H203ZM208 220V219H207ZM212 220V219H211ZM214 220H215V218L213 219V222H214ZM219 220H221V218L219 219ZM244 220V219H243ZM22 221V220H21ZM46 221H48V220H46ZM45 221V222H46ZM103 221V220H102ZM118 220H116V222H117ZM137 221V220H136ZM140 221V220H139ZM142 221H144L143 219H142ZM195 221V220H194ZM209 222H210V219L208 220ZM207 221V222H208ZM231 221H233V220H231ZM239 221V220H238ZM255 221V220H254ZM256 221H258V220H256ZM260 221V220H259ZM28 222V221H27ZM26 222V223H27ZM39 222V223H40ZM52 222H54V221H52ZM99 222H101L100 220H99ZM135 222V221H134ZM153 222H154V220H153ZM152 222V223H153ZM157 222V221H156ZM217 222V221H216ZM221 222V221H220ZM246 222V221H245ZM264 221H262V223H263ZM38 223V224H39ZM56 223V224H57ZM102 223V222H101ZM100 223V224H101ZM108 223V222H107ZM113 223H115V221L113 222ZM112 223V224H113ZM120 223V222H119ZM122 223V222H121ZM133 223V222H132ZM138 223V222H137ZM151 223V222H150ZM188 223V222H187ZM261 223V224H262ZM30 224V223H29ZM33 224V223H32ZM52 224V223H51ZM157 224V223H156ZM162 224H164L163 222H162ZM183 224V223H182ZM213 224H216L215 222L213 223ZM213 224L211 225V226H213ZM221 224V223H220ZM227 224L229 225V223L227 222ZM231 224V223H230ZM256 224V223H255ZM260 224V223H259ZM24 225V224H23ZM44 225V224H43ZM47 224H45L44 226H46ZM53 225V224H52ZM136 225H138V224H136ZM154 225V224H153ZM158 225V224H157ZM184 225V224H183ZM199 225H200V223H199ZM224 225V224H223ZM231 225H233V224H231ZM234 225H235V223H234ZM104 226V225H103ZM112 226V225H111ZM114 226H116V225H114ZM140 226H141V224H140ZM205 226V225H204ZM214 226H216V225H214ZM257 226V225H256ZM262 225H260V227H261ZM53 227V226H52ZM137 227V226H136ZM143 227V226H142ZM145 227V226H144ZM183 227V226H182ZM38 228H39V226H38ZM42 228H44V227H42ZM55 228V227H54ZM107 228V229H108ZM113 228H115V227H113ZM172 228V227H171ZM205 228H207V226L205 227ZM225 228V227H224ZM230 228H232V227H230ZM234 228H235V226H234ZM241 228V227H240ZM47 229V228H46ZM138 229H140V228H138ZM144 229V228H143ZM213 228H211V230H212ZM217 229H219V228H217ZM227 229V228H226ZM239 229V228H238ZM256 229V228H255ZM30 230V229H29ZM103 230V229H102ZM117 230L119 231V232H121V233H126V230H124V226L122 225V224H120V225H118L117 226ZM142 230V229H141ZM149 230V229H148ZM155 230V229H154ZM153 230V231H154ZM214 230V229H213ZM25 231V230H24ZM48 231V230H47ZM55 231V230H54ZM62 231V230H61ZM117 231V232H118ZM140 231V230H139ZM138 231V232H139ZM145 231V230H144ZM147 231V230H146ZM149 231H151V230H149ZM216 231V230H215ZM237 231V230H236ZM247 231V230H246ZM260 231V230H259ZM258 231V232H259ZM134 232V231H133ZM132 232V233H133ZM141 232V231H140ZM156 232V231H155ZM167 232V231H166ZM213 232V231H212ZM263 232V231H262ZM46 233H48V232H46ZM124 233V234H125ZM131 233V232H130ZM142 233V232H141ZM150 233V232H149ZM149 233H148V235H149ZM231 233V232H230ZM233 233V232H232ZM241 233V232H240ZM12 234V233H11ZM30 234V233H29ZM41 234V233H40ZM39 234V235H40ZM49 234V233H48ZM134 234V233H133ZM138 234V233H137ZM170 234V233H169ZM218 234V233H217ZM238 234H239V232H238ZM237 234V235H238ZM256 234H257V232H256ZM44 235V234H43ZM54 235V234H53ZM134 235H136V233L134 234ZM241 235H242V233H241ZM245 235V234H244ZM35 236H36V234H35ZM120 236H123V235H120ZM125 236V235H124ZM131 235H129V237H130ZM133 236V235H132ZM138 236V235H137ZM150 236H152V235H150ZM187 236V235H186ZM211 236V235H210ZM239 236V235H238ZM243 236V235H242ZM260 236V235H259ZM43 237V236H42ZM58 237V236H57ZM60 237V236H59ZM211 237H213V236H211ZM248 237V236H247ZM134 238V237H133ZM164 238V237H163ZM172 238H176V236L174 235V234H172ZM172 238L170 239V238H167V239H165V240H162L157 246L155 245L153 248H152V255L153 256H155V255H163L161 258H162V260H163V258H164V256L166 255V246L167 245H170V244H172L171 242H172ZM184 238V237H183ZM243 238V237H242ZM259 238V237H258ZM10 239H11V237H10ZM38 239V238H37ZM37 239H36V241H37ZM40 239V238H39ZM57 239H59V238H57ZM142 239V238H141ZM193 239V238H192ZM213 239L214 240H216V238L215 237H213ZM15 240V239H14ZM45 240V239H44ZM64 240V239H63ZM187 240V239H186ZM186 240H185V243H187L186 242ZM218 240L219 241H221V243L222 244H224V245H227V243H229V242H232L233 240H230V238L228 237H226V236H221V237H219L218 238ZM259 240H261V239H259ZM258 240V241H259ZM20 241V240H19ZM155 241V240H154ZM236 242H235V244H236V248H242L243 247V243H244V239H240L239 238V240L237 239V240H235ZM247 241H249V240H247ZM255 241V240H254ZM43 242V241H42ZM153 242V241H152ZM260 242V241H259ZM46 243V242H45ZM61 243V242H60ZM135 243V242H134ZM212 243V242H211ZM217 243H219V242H217ZM233 243V242H232ZM256 243V242H255ZM6 244V243H5ZM12 244H14V242H12ZM43 244V243H42ZM49 244V243H48ZM155 244H157V243H155ZM191 244V243H190ZM257 244H258V242H257ZM1 245V244H0ZM54 245V244H53ZM132 245V244H131ZM134 245V244H133ZM141 245V244H140ZM214 245V244H213ZM44 246V245H43ZM258 246V245H257ZM63 247V246H62ZM87 247V246H86ZM90 247V248H91ZM149 247V246H148ZM201 247V246H200ZM203 247H204V245H203ZM202 247V248H203ZM215 247H217V246H215ZM222 247H224L223 245H222ZM232 247H234V246H232ZM232 247L230 248V250L232 249ZM50 248V247H49ZM125 248V247H124ZM225 248V247H224ZM227 248V247H226ZM235 248V247H234ZM258 248V247H257ZM11 249V248H10ZM43 249V248H42ZM60 249H62L61 247L59 248V250ZM70 249V248H69ZM188 249V248H187ZM229 249V248H228ZM18 250H20V249H18ZM24 250V249H23ZM44 250H46V249H44ZM77 250H79V249H77ZM139 250H141V249H139ZM149 250H150V248H149ZM215 250V249H214ZM223 250V249H222ZM239 250V249H238ZM247 250V249H246ZM245 250V251H246ZM21 251V250H20ZM41 251V250H40ZM73 251H74V249H73ZM122 251V253H120L119 255H116L117 254V252H121ZM147 251V250H146ZM200 251H201V249H200ZM228 251V250H227ZM233 251H234V249H233ZM236 251V250H235ZM241 251H243V250H241ZM263 251V250H262ZM8 252V251H7ZM17 252V251H16ZM90 252H91V250H90ZM93 252V251H92ZM99 252V251H98ZM98 252H97V254H98ZM171 252H173V251H171ZM202 252V251H201ZM200 252V253H201ZM244 252V251H243ZM11 253V252H10ZM21 254L23 253V252H20ZM70 253V252H69ZM74 253V252H73ZM73 253H71V254H73ZM85 253V252H84ZM94 253V252H93ZM105 253H106V255H105ZM189 253V252H188ZM232 253H234V252H232ZM242 253V252H241ZM247 253V255H249L250 254V251H248V252H246ZM253 253H255V252H253ZM256 253H257V251H256ZM46 254H48V253H46L45 252V255ZM87 254V253H86ZM96 254V255H97ZM165 254V255H164ZM168 254V253H167ZM170 254V253H169ZM172 254V253H171ZM171 254H170V258H171ZM175 254V253H174ZM177 254V253H176ZM264 254V253H263ZM6 255V254H5ZM68 255H70V254H67V256ZM143 255H145V254H143ZM219 255V254H218ZM9 257H10V255H8ZM18 256V255H17ZM49 256H52V255H49ZM54 256V255H53ZM66 256V257H67ZM73 256V255H72ZM91 256V255H90ZM98 256V255H97ZM111 256H113V255H111ZM175 256V255H174ZM180 256H181V254H180ZM195 256V255H194ZM197 256V255H196ZM5 258L7 257V256H4ZM12 257V256H11ZM45 257V256H44ZM46 257H47V255H46ZM87 257V256H86ZM92 257V256H91ZM159 257V256H158ZM166 257V256H165ZM169 257V256H168ZM182 258H183V256H181ZM252 257H255V256H252ZM123 258V259H122ZM145 258V257H144ZM173 258V257H172ZM171 258V259H172ZM182 258H180V260L182 261ZM186 258V257H185ZM262 258V257H261ZM12 259V258H11ZM23 259V258H22ZM27 259V258H26ZM48 259V258H47ZM52 259V258H51ZM65 259V258H64ZM87 259V258H86ZM98 259V258H97ZM165 259V258H164ZM198 259V258H197ZM7 260V259H6ZM25 260V259H24ZM36 260V259H35ZM52 260H54V259H52ZM51 260V261H52ZM72 260H73V258H72ZM99 260V259H98ZM120 260H122V261H120ZM169 260V259H168ZM174 260V259H173ZM177 260V259H176ZM191 260V259H190ZM231 260V259H230ZM262 260V259H261ZM5 261V260H4ZM26 261V260H25ZM31 261V260H30ZM97 261V260H96ZM100 261H101V259H100ZM114 261V260H113ZM184 261V260H183ZM195 261V260H194ZM213 261V260H212ZM8 262V261H7ZM24 262V261H23ZM63 262V261H62ZM154 262V261H153ZM167 262V261H166ZM177 262V261H176ZM185 262H187V261H184V263ZM8 263H10V262H8ZM14 263H17V262H14ZM81 263V262H80ZM99 263H101V262H99ZM178 263V262H177ZM183 263V264H184ZM209 263V262H208ZM214 263V262H213ZM262 263V262H261ZM4 264V263H3ZM28 264V263H27ZM110 264H113V263H110ZM115 264V263H114ZM161 264H168V263H164L163 261H162V263ZM186 264V263H185ZM205 264V263H204ZM227 264V263H226ZM260 264V263H259ZM263 264V263H262Z\"/></svg>",
	"mask_w": 264,
	"mask_h": 264
}]
</instances>
